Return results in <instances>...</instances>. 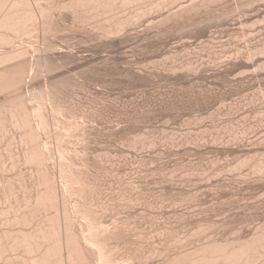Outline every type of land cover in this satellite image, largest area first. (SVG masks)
<instances>
[{"label":"bare ground","instance_id":"bare-ground-1","mask_svg":"<svg viewBox=\"0 0 264 264\" xmlns=\"http://www.w3.org/2000/svg\"><path fill=\"white\" fill-rule=\"evenodd\" d=\"M166 1V3H169V4H166V3H164ZM169 0H0V146L2 147V145H4V147L5 148H3V149H5L4 151H3V149L0 151V264H134L135 262H146V264H264V221H261L262 219L264 220V218H262L260 221H261V224L262 225H259V224H257L258 226H260L259 228L257 227V225L253 228L254 230H255V228H258L257 230H255V231H253V229H252V233L248 230V232H250V233H248L247 234V231L245 232V235L244 234H242V232H239L238 234H242V236L240 235V237L238 236V238H235V237H226V239L228 238V240H226V239H224V235H225V233L223 234L222 233V235L224 236H221L222 238H223V240L221 239V237H220V239L221 240H218V238H217V236H220L219 234L215 237V238H217V239H211V238H213V237H211L210 238V234H208V235H210L209 236V238H210V240H204V236H207L206 234V232L207 231H209V232H211V230H213L211 227H214L213 225L212 226H210L209 225V223L207 224V225H205L206 227H208V226H210L209 228H207V229H210V230H207L206 232H203V231H205V229H206V227L205 226H202L200 229H199V225H197V226H195L196 228H197V232L199 231V230H203V228H204V230L202 231V235L198 232V234H200V236H202V237H200L197 233H195V231H194V229L195 228H193V226L194 225H196V224H194L193 226H192V228H193V230H192V228L191 227H189V228H186V230H188L189 229V231H186V232H184L185 231V229H184V236L182 235L183 234V232H182V234H181V230H180V233H179V235H175V233L172 235V233L169 235V233H168V235H166V237L167 236H169L170 238H172V239H170V241L172 240L173 241V243L177 246L178 244V249H180L179 251H176V252H174L173 253V255L170 253L169 255L167 254V255H163V246L162 245H164V241H166V239L164 240L163 239V233H164V231H162V235H160V233L159 232H157L156 233V235H154L153 233H149L150 231H152V232H155L156 230L154 229V226L157 224V226L156 227H160V229H164L163 227L165 226V228H166V225H167V221H166V223H165V221H164V223L166 224H164L163 222H162V224H161V226L163 225V227H161L160 225H158V224H160V222H158L159 220L158 219H156V222L154 221V222H152V220L154 219H152V217H151V220L149 219V221H147V222H151L152 224L154 223H156L154 226H153V228H152V226H149V225H145L144 226V228L145 227H147V226H149V232L148 231H146V230H144V228H143V230L144 231H146V233L148 232V237H150L151 236V239H147V236H145V238H143L142 237V243L144 242L145 243V241L144 240H150V241H152L153 243L155 242V241H157V240H155V241H153L154 240V238H156L157 239V237H159V235L162 237V239H161V237H160V239H161V241H163V243L161 244L160 242H159V240H158V243H160V246H157L158 245V243L156 242L155 244H156V246L157 247H155L154 245L155 244H153L152 242H150V241H146V243H145V245L146 246H148V243L150 242V243H152V248L151 247H149L150 249H148V247H146L147 248V250H146V248H145V246H143L144 248L143 249H141L140 248V250L142 251H146L145 253L143 252V253H140V250H138L139 251V253H138V251H132L131 249H129V250H131V251H129L128 253H126V254H123L124 256H121V253H123V251L121 252H118L119 251V249H118V246L122 243H120V241H123V240H125L126 239V237H125V239H124V231H126L127 230V228L130 226L129 224H130V222H131V225L133 226V224H135V223H133L132 224V219L131 218H133V217H129V216H127V217H129V218H127L126 217V215H125V217H126V219L128 220V222H129V224L127 223V221H126V224H128L129 226H127V228H126V230H125V227L124 226H120L121 225V220H120V224L118 225V224H116L117 222L119 223V221H115L114 219H117L116 218V216L115 217H113L114 219H112V220H114L116 223H113L112 225H111V221H106L107 223H108V225H107V223L103 220V219H105V217L106 216H104V218H103V210H106V208H108V207H106L104 204H102V202L100 203L99 202V200L96 202V201H93L94 203H95V205L92 203V200H95L96 198L95 197H98V196H101L99 193H101V191L98 193V190H96V188H95V185L96 184H98L99 183V181H98V183H96V181L98 180V175L96 174V176L97 177H94V176H92V173L90 174V172H92V168H90V172H89V167H90V165L88 164V163H84V161L86 160H84V159H80L79 160V158H82L79 154H81V152L80 151H82V150H79V147H76V149L78 148V151L77 150H73V149H75V148H73V146H72V143L71 142H73V144H74V140L73 141H71V139L70 138H73L74 139V137H77V139L78 138H82V139H84L86 136H87V134H85V126L87 127V125H82V124H79L80 122L81 123H83L84 121H87V119L88 118H84V112H85V114L87 113L85 110V108H84V106H83V110H84V112H83V114L82 115H84V116H82L84 119V121L82 122V119H81V121L80 122H76L74 119H76V112H74L69 106L72 104V108L73 107H75V106H73L74 105V102H73V100H72V103L68 106L67 105V103H68V101H71L70 100V96H71V92L69 93V94H67V89H68V87L70 88V86H71V88H72V86H73V89H75L76 90V88H74L75 87V83H76V80H73L72 78L74 77V75L76 74V75H78V72H80V71H78L77 73H76V71H75V69H79V68H82V67H84V68H86L87 69V67H89L88 69H90V67L93 69V67L94 66H96L95 64H92L93 62L94 63H96V61H99V60H101L102 59V54H101V52H103L106 48H110L111 47V49L112 48H116L117 49V52H119V54L116 52V54H118V55H116V57L118 58L117 60H119V55H120V53H121V51L124 49V48H122L123 46L122 45H124L123 43H124V41H125V39L127 38L126 36H124V34H122L123 33V31H124V33H125V31H126V29L125 28H127V26H131V24H133L134 26L133 27H135L136 25V27H140V26H138V24L140 23H137L139 20H141V22H142V20H143V16H145V14H147V13H149L150 15H152V12L155 10V12L157 13V12H160V10H163V5H164V7H165V9L163 10V12L164 11H167V8H166V5H168V8H169V12L167 13V12H165V13H167V14H165V15H163V14H161V13H159V14H161L160 15V20L158 21V22H156V23H152L151 24V22H155V20L153 21V20H151V22H149L148 20H147V22L148 23H150L151 25H154L153 27L150 25V24H146V25H148L149 27H150V29L148 30V26H146L145 25V27H147L145 30H143V28H145V27H143V25H142V23H141V29L139 28V30H143L144 32L146 31V32H148V31H150L151 32V30H154V31H156V29H158L155 33L157 34V35H160V34H162L163 35V33H165L166 31H167V28H168V30L170 31V29L169 28H171V34H169V35H171V37L172 36H177L178 34H184V31L186 30V31H188L189 32V34H191V33H193L192 31L190 32V30H194L193 29V27L195 28V27H199V30H198V32H200V28L203 26L202 24H204V27H205V22H207L209 19H212V20H216L215 18H218L219 20L217 21H215L214 22V24L215 25H217V24H220V23H218V22H220L221 21V26H222V21L224 20V18L226 17L225 15H227V17L229 18V15L230 16H234L233 18H234V20L235 21H238L239 23H241V20L242 19H244V18H248L246 15H247V13H249L250 11H252L251 13H249V14H251V15H249L248 14V16H250V19L251 20H253L255 23H252L251 25H250V20H249V22H248V24H247V22H246V24L247 25H249V26H253L254 25V27H253V29L256 27V25H261V23H263L262 25L264 26V22L262 21V20H264V4L263 5H260L261 7H262V9L260 8L259 10H254L253 11V6H255L254 4H256V6L257 5H259V4H262L263 2H264V0H231V3L230 4H232V5H228L227 3L228 2H226V0H190V1H186V3H184L183 2V0H182V2L184 3V4H182L181 3V0L179 1V3H181V5L180 4H177L178 3V1H176V0H171L172 1V5H171V1L170 2H168ZM173 1H175L176 2V4H173ZM222 1H224V3H225V5L224 6H222L223 5V3H222ZM229 1V0H228ZM234 1V2H233ZM218 3V4H217ZM219 3H222L221 4V6L222 7H226L227 8V6L229 7L228 8V11H226V13L223 15V11L222 10H224V8H222L220 5H219ZM257 3H259V4H257ZM166 4V5H165ZM216 4V5H215ZM227 4V5H226ZM142 6L143 8H140L139 6ZM175 5H178V7H177V9H176V6ZM180 5V6H179ZM214 5V7H216L215 9H214V11L218 8V10H221L222 11V14L220 15L221 17H219V11L217 12V10H216V12H214L215 14H212V16L213 17H211V18H209V17H207L205 20V22L203 23V16L204 15H207L208 14V12H205V11H207V10H205V11H203V12H201L202 10H204L205 8L206 9H209L210 10V8H212V6ZM217 5H219L220 7H217ZM146 8H145V7ZM171 6L173 7V6H175V9H172V11H170V9H171ZM139 7V8H138ZM161 7V8H160ZM241 7H243V9L244 10H246V9H248L247 11H243V9L241 8ZM247 7V8H246ZM248 7H251L252 9L249 11V8ZM174 8V7H173ZM222 8V9H221ZM241 8V9H240ZM255 8H258V7H255ZM130 9L131 10H133V9H135L134 10V12H133V14L132 15H130L129 14V12H128V10L130 11ZM160 9V10H159ZM242 11V13L243 12H246V15L245 14H242V15H240V16H244V18H240L241 20H239L238 18L239 17H236V16H238L237 15V13H238V11L240 12V10ZM126 10H127V12H126ZM157 10V11H156ZM159 10V11H158ZM173 10H175V11H173ZM201 10V11H200ZM237 10V11H236ZM124 11H125V13H127V15L128 16H124L125 15V13H124ZM199 11H200V14H203V13H205L204 15H200L199 14ZM225 11V10H224ZM132 12V11H131ZM130 12V13H131ZM155 12H153V13H155ZM210 13H213L212 12V9L209 11ZM227 12H228V14H227ZM234 12V13H233ZM237 12V13H236ZM124 15H123V14ZM156 13H155V16L154 17H156ZM198 13V14H197ZM122 14V15H121ZM238 14H240V13H238ZM148 15V14H147ZM158 15V14H157ZM196 15L198 16L197 18H196ZM199 15H200V17L202 16V21H201V19H200V17H199ZM211 15V14H210ZM153 16V15H152ZM159 16V15H158ZM158 16H157V19H158ZM216 16V17H215ZM223 16H225V17H223ZM148 17L150 18V16L148 15ZM147 17V18H148ZM193 17V18H192ZM205 17V16H204ZM142 18V19H141ZM146 18V16H145V20L147 19ZM153 18V17H152ZM214 18V19H213ZM220 18H222V19H220ZM231 18V17H230ZM229 18V19H230ZM233 18H231V20L233 19ZM57 19H58V23H59V21L61 20V21H68V20H72V22H73V24L71 25L74 29L75 28H78V29H83V28H90L91 27V23H93V25H92V27H93V31H94V37L92 36V34H91V37L90 38H94V41H95V44L94 45H92V46H89L88 45V42L87 41H85L86 43H87V45L90 47V49H88V46H86V48L85 47H80L79 48V46L77 47L78 49H76V48H69V47H61V48H58L59 46H58V43H61L60 41V36H58V37H56V38H59V42L57 43L56 41H54V40H52L53 39V37L55 38V36H56V34L57 33H59L60 32V25L57 23ZM154 19H156V18H154ZM157 19H156V21H157ZM225 19H227V18H225ZM229 19H227L226 21H228ZM237 19V20H236ZM211 20V21H212ZM231 20L230 21H228V23L224 20V22L226 23V25L227 24H229V26H231V28H232V24H234V21H232L231 22ZM245 20V19H244ZM243 20V21H244ZM261 21V22H259V23H256V22H258V21ZM135 21H137L136 23H135ZM189 21H191L190 23H192L191 24V26H187V22H189ZM194 23H193V22ZM202 22V24H201V26H199V22ZM211 21H209V22H207V27H210V29L208 28V30H210V32L211 31H215V30H217V27H215V26H212V27H215L216 29H212L211 30V26H209L208 24L209 23H211V25L213 24V22H211ZM242 21V22H243ZM68 22H70V21H68ZM146 22V21H145ZM195 22H198L197 24H195ZM223 22V24L225 25V23ZM229 22H231V25H230V23ZM238 22H236V25L235 26H237V27H235V28H237L238 29V27H241V25L238 23ZM62 23V22H61ZM60 23V24H61ZM184 23L186 24V25H184ZM238 23V24H237ZM63 24L64 23H62V25L61 26H63ZM88 24H89V26H88ZM179 24H182V25H184L183 27L182 26H180ZM189 24V23H188ZM213 24V25H214ZM245 23L243 22V24L242 25H244ZM66 25V24H65ZM68 25H69V23H68ZM179 25V26H178ZM193 25H196V26H193ZM240 25V26H239ZM247 25H246V27L245 26H243V29L242 30H240L241 31V33H243L242 31H245L246 29V31H249V29H250V27H249V29H248V27H247ZM178 26V28L179 27H182V29L181 28H179V30H181V32L176 28ZM193 26V27H192ZM221 26H219L218 25V27H220L221 28ZM234 26V25H233ZM257 26V27H258ZM64 27H66V26H64ZM132 27V26H131ZM135 27V28H136ZM143 27V28H142ZM154 27H156V29L154 28ZM162 27H164V28H162ZM184 27H189V30H187V29H185ZM228 27V26H227ZM255 28V29H258V28ZM261 28H264V27H262V26H260ZM151 28H153V29H151ZM160 28H162V29H160ZM172 28H173V30H172ZM174 28H176V33H175V35H172V31H174L175 29ZM185 30H184V29ZM190 28H192V29H190ZM206 28V27H205ZM224 28H225V26H224ZM223 28V29H224ZM246 28V29H245ZM67 29H69L68 27H67ZM67 29H65V31L67 30ZM76 30V31H79V30ZM82 29H81V32H82ZM129 29H131L130 27H129ZM129 29H127V31H131V30H129ZM138 29V28H137ZM196 29V28H195ZM219 29V28H218ZM228 29H229V27H228ZM253 29H250V30H253ZM254 29V30H255ZM63 31H64V28L62 29ZM71 30V29H70ZM74 30V31H75ZM85 30V29H84ZM87 30V29H86ZM90 30H91V28H90ZM90 30H89V32H90ZM204 29L202 28V30L201 31H203ZM207 29H205V31L204 32H206V33H209V34H211L212 36H213V33H210L209 31H206ZM221 31H223L224 32V30H222V28L220 29ZM226 30V29H225ZM233 30H235L234 28H233ZM232 30V31H233ZM262 30V29H261ZM261 30L259 29V30H257L256 32H255V34L253 35V33L254 32H251L252 33V35H253V39H251L250 38V36H252V35H250V32H249V34H248V32L246 33V31L244 32V33H246V36H248V35H250V36H248V38L249 39H251V40H254L255 39V36L257 35L256 33H258L259 35H257V37L258 36H260V34H261ZM62 31V32H63ZM69 31V30H68ZM72 31V30H71ZM133 31H135V30H133ZM138 31V30H137ZM137 31H135L136 32V34L138 33ZM143 31H141L140 32V34L138 33V35H145L146 36V34L143 32ZM154 31H152L153 33H154ZM237 31H239V30H237ZM260 33H259V32ZM263 31H264V29H263ZM80 32V33H81ZM89 33L88 31H85V33ZM134 32V33H135ZM149 32V33H150ZM168 32V31H167ZM180 32V33H179ZM188 32H185V35H183L184 36V38L186 37L187 39H188ZM194 34H196V31L194 30ZM203 32V33H204ZM228 32V31H227ZM65 34H66V32H64ZM68 33H71V32H68ZM72 33H73V31H72ZM86 33V34H87ZM129 33V32H128ZM127 33V34H128ZM143 33V34H142ZM153 33H152V36H154L153 35ZM154 33V34H155ZM169 33V32H168ZM178 33V34H177ZM205 33V34H206ZM222 33V32H221ZM228 33H230V32H228ZM228 33H226V34H228ZM233 33H235V32H232V34ZM263 33V32H262ZM75 34V33H74ZM85 34V37L87 36ZM90 34V33H89ZM126 33H125V35H127ZM130 34V33H129ZM165 34H167V33H165ZM173 34H174V32H173ZM181 34H180V39L183 37V36H181ZM231 34V33H230ZM238 34V33H237ZM237 34H235V36L237 35ZM239 34H240V32H239ZM61 35H62V33H61ZM64 35V34H63ZM62 35V36H63ZM68 35V34H67ZM79 35V37H81L82 36V34L80 35V34H78ZM84 35V34H83ZM131 35H133L132 34V32H131ZM131 35L129 36V35H127V36H129V38H131ZM149 35V34H148ZM148 35L146 36V37H148ZM156 35V36H157ZM162 35H161V37H162ZM197 35H198V37H199V34L197 33ZM211 35H209V36H211ZM229 35V34H228ZM234 35V34H233ZM233 35H230V37L232 38V36ZM241 35H243V36H245V34H241ZM151 36V35H150ZM151 36V37H152ZM155 36V37H156ZM175 36V37H176ZM192 37L190 38V39H194V37L193 36H195V35H191ZM201 36H202V34H201ZM200 36V37H201ZM214 36H215V34H214ZM217 36H218V33H217ZM239 36V35H238ZM242 36V37H243ZM63 37H65V36H63ZM67 37V36H66ZM70 37H72L71 36V34H70ZM76 37H78V36H76ZM78 37V38H79ZM88 38H89V35L87 36ZM136 37H137V35H136ZM140 37V36H139ZM138 37V38H139ZM150 37V38H151ZM155 37H154V39H155ZM160 37V38H161ZM168 37V36H167ZM170 37V38H171ZM189 37H190V35H189ZM198 37L196 38L197 39V42H198V40H200V38L198 39ZM204 37H208V34H207V36H204ZM230 37H227V38H230ZM239 37H241V36H239ZM239 37H237L238 39H239ZM256 37V38H257ZM260 37H262V35L260 36ZM22 38H28L29 39V41H30V38H31V41H32V43L31 42H29V44L28 45H25V44H23V42H22V44H20V43H18V41H17V39H19V41H20V39H22ZM34 38H40L43 42H41L42 44L41 45H37V44H34L35 42H38L39 41V39H37V41H34V43H33V39ZM83 38V37H82ZM81 38V39H82ZM133 38V37H132ZM145 38V37H144ZM144 38H142V43H143V46L145 45V46H147V45H149L148 44V41H147V38L146 39H144ZM149 38V37H148ZM158 38H159V36H158ZM157 38V41L159 40ZM162 38H164V37H162ZM169 38V37H168ZM185 38V39H186ZM202 38V37H201ZM208 38H210V37H208ZM214 38V37H213ZM216 38H218V37H216ZM215 38V39H216ZM237 38H233L234 40L235 39H237ZM247 37H245V41H246V43L247 44H244V46H246L245 48L247 49V50H242V51H245V52H247L248 54H250L251 56L250 57H252V59L253 60H251V58L248 60V59H244V60H246V61H242L241 62V65L244 67V68H246V69H250V68H252L253 69V67H254V60H255V58L256 57H260V58H262L261 57V55L263 56V52L262 51H264V45H262V44H260V45H262V48L259 46V47H257V49L254 51V50H252L253 48H251L252 47V43L251 44H248V42H247V39H248ZM259 38V37H258ZM62 39V38H61ZM66 39H68V38H66ZM70 39V38H69ZM68 39V40H69ZM72 39H74V37H72ZM137 39V38H136ZM140 39H141V37H140ZM139 39V40H140ZM151 39H153V38H151ZM153 39V40H154ZM166 39V38H165ZM177 41H178V36H177ZM183 39V38H182ZM184 39V40H185ZM196 39H194L193 41H195ZM219 39V38H218ZM220 39H222V38H220ZM233 39H231V40H233ZM242 39V38H241ZM241 39H239V41H241ZM248 39V40H249ZM23 40V39H22ZM68 40H64L63 39V41H62V43H64L65 41H68ZM71 40V39H70ZM77 40V38L75 39V40H73V41H76ZM83 40V39H82ZM127 40V39H126ZM133 40L134 41H136L134 38H133ZM138 40V41H139ZM146 40V41H145ZM152 40V41H153ZM171 40V39H170ZM169 40V41H170ZM184 40L182 41V43L181 44H183V42H184ZM189 40V39H188ZM204 40H206L205 38H203V43H205V44H207L206 42H209V39H208V41L206 40V41H204ZM211 40V39H210ZM229 40V39H228ZM233 40V41H234ZM244 40H242V42L244 41ZM262 40L264 41V35H263V39H256V40H254L255 42H261V43H263L262 42ZM24 42L25 41H28V40H23ZM73 41H72V43H73ZM80 41V40H79ZM91 41V40H90ZM129 42H130V40H128ZM127 41V43H129ZM133 41V42H134ZM144 41V42H143ZM155 41V43H156V39L154 40ZM153 41V42H154ZM162 41V40H161ZM174 41H175V39H174ZM186 41V40H185ZM192 40H189L188 42V44H186L187 46L190 44L191 46H192V44L190 43ZM215 41V40H214ZM214 41H210V43L211 44H213V42ZM238 40L236 41V42H239ZM253 41V42H254ZM15 42H17L18 44H20V45H17V44H15ZM70 42V41H69ZM126 42V41H125ZM137 42V41H136ZM136 42H135V45H137L136 44ZM145 42H147V45L146 44H144ZM151 42V41H150ZM153 42H152V44H153ZM171 42H172V40H171ZM180 42H181V40H180ZM179 42V43H180ZM201 42V44H202V40L200 41ZM200 42H198L199 43V45H200V47H201V44H200ZM216 42V41H215ZM215 42H214V44H215ZM230 42V41H229ZM232 42V41H231ZM230 42V43H231ZM254 42V43H255ZM258 42H257V44H258ZM66 43H68V42H65V44ZM75 43V42H74ZM82 43H84V41L82 42ZM86 43H84V44H86ZM93 43V42H92ZM126 43V44H127ZM139 44H138V48H139V45H141L142 43H141V41L140 42H138ZM163 43V45H164V43L165 42H162ZM170 42H168V44H169ZM173 43V42H172ZM186 43V42H185ZM185 43L183 44V45H185ZM195 43V42H194ZM197 43V44H198ZM235 43V42H234ZM254 43H253V45H254ZM39 44V43H38ZM69 44V43H68ZM76 44V43H75ZM90 44V43H89ZM132 44V43H131ZM134 44V43H133ZM132 44V45H133ZM157 44V46H158V43H156ZM226 44V43H225ZM225 44H222L223 46H225ZM61 45V44H60ZM70 45H71V43H70ZM83 45V44H82ZM91 45V44H90ZM128 45H130V44H128ZM150 45H151V43H150ZM150 45H149V47H150ZM162 44H161V46H163ZM172 45V44H171ZM175 45H177V50H178V45L179 44H175ZM186 45H185V47H186ZM198 45V46H199ZM202 45H204V44H202ZM210 45V44H209ZM228 45H229V47L231 46L230 44H227L226 46L228 47ZM234 45V44H233ZM247 45H249V46H247ZM250 45H251V47H250ZM255 45H256V43H255ZM254 45V46H255ZM259 45V44H258ZM258 45H256V46H258ZM68 46V45H67ZM72 46H74V44L72 45ZM77 46V45H76ZM75 46V47H76ZM142 46V45H141ZM154 46V45H153ZM153 46H152V48H153ZM173 46V45H172ZM194 46V45H193ZM207 46H208V44H207ZM223 46H222V48H223ZM242 46V45H241ZM256 46H255V48H256ZM124 47H125V45H124ZM131 47V46H130ZM129 47V48H130ZM168 47H169V45H168ZM168 47H166L167 49H168ZM180 47H181V45H180ZM179 47V48H180ZM185 47H183L182 46V50H184V48ZM197 47V46H196ZM200 47H199V49H200ZM206 46H204V48H205ZM210 47H211V45H210ZM218 47V46H217ZM250 47L251 49H248V48ZM122 48V49H121ZM134 48H136V47H134V45H133V49ZM137 48V49H138ZM141 48V47H140ZM139 48V49H140ZM144 48V47H143ZM146 48V47H145ZM154 48H155V46H154ZM153 48V49H154ZM161 48V47H160ZM163 48H165V47H163ZM162 48V49H163ZM174 49H175V47H173ZM189 48L190 49H192V47H190L189 46ZM198 48V47H197ZM202 48V47H201ZM204 48H203V50H204ZM214 48H216V47H214L213 45H212V47L209 49V50H214V51H216L217 49H214ZM233 49H234V46L232 47ZM235 48H237L238 49V52L239 51H241L240 49H242V48H238V47H235ZM254 48V49H255ZM258 48H260V49H258ZM121 49V51H119V50ZM139 49H138V51H139ZM152 49V50H153ZM157 49H158V47H157ZM162 49H161V51H162ZM169 49H171V48H169ZM194 49V48H193ZM192 49V50H193ZM198 49V51H201L202 49H200L199 50ZM206 49H208L207 47H206ZM219 49H221V48H219ZM227 50H228V48H226ZM225 48L224 49H221L222 50V52H223V50L225 51L226 50ZM237 49H235V51H237ZM244 49V48H243ZM108 50V49H107ZM129 50V49H128ZM127 49H126V51L125 52H127L128 51ZM132 50V47H131V49H130V51ZM146 50H147V48H146ZM150 50V49H149ZM149 50H148V52H149ZM156 50V48L153 50V52ZM165 50V49H164ZM163 50V51H164ZM176 50V51H177ZM187 50V49H186ZM185 50V51H186ZM196 50V49H195ZM202 50V51H203ZM211 50V51H212ZM226 50V51H227ZM230 50L232 51V49L230 48ZM229 50V51H230ZM248 50L250 51V50H252L253 51V53L254 52H256L257 50H258V52H261L260 54H258L257 55V53H256V57H255V54H254V56H253V54H252V51H250V52H248ZM261 50V51H260ZM88 51H90L91 53L93 52V54L94 55H92V56H89V55H85L84 53L85 52H88ZM116 51V50H115ZM136 50H134V52H135ZM138 51H136V52H138ZM141 51V50H140ZM169 51V50H168ZM175 51V52H176ZM180 51H181V48H180ZM180 51H178L179 53H180ZM184 51V53L186 54L187 52H188V55H190L189 54V49H188V51L187 52H185ZM201 51V52H202ZM205 51H207V50H205ZM210 51V52H211ZM213 51V52H214ZM234 51V50H233ZM241 51V53H238V52H236L237 54H238V56L239 57H241L240 59H243L244 58V56H243V58H242V55H245V54H242V53H245V52H242ZM90 52L88 53V54H90ZM106 52V51H105ZM110 52H111V50H110ZM133 52V51H132ZM144 52V51H143ZM167 52V50L165 51V53ZM171 52H172V49H171ZM170 52V53H171ZM174 52V50H173V54L175 53ZM183 51H181V56H180V54H177V55H179L180 56V58H184L183 57V55L182 54H184V53H182ZM193 52V51H192ZM196 52V51H195ZM210 52L208 53L209 55H210ZM217 52V51H216ZM216 52H214L213 53V55L214 54H216ZM108 53V52H107ZM128 53V52H127ZM130 53V52H129ZM129 53L127 54V55H125L124 57H128V55H129ZM146 53V52H145ZM152 53V52H151ZM156 53H157V51H156ZM159 53V52H158ZM162 54H161V56H163V54L165 55V53H163V52H161ZM168 54H169V52H167ZM199 53V52H198ZM204 53V52H203ZM212 53V52H211ZM224 53V52H223ZM222 53V54H223ZM226 53V52H225ZM224 53V54H225ZM235 53V52H234ZM234 53H231L230 55H228V56H232V54H234ZM87 54V53H86ZM110 54H113V53H110ZM136 54H138V53H136ZM150 54V53H149ZM153 54V53H152ZM151 54V55H152ZM172 54V53H171ZM171 54H170V56L168 55V57H171ZM172 54V55H173ZM184 54V56H187L188 57V55H185ZM220 54V52L218 53V55ZM226 54H228V52L226 53ZM237 54H235L236 56H237ZM240 54H242V55H240ZM247 54V55H248ZM106 55V54H105ZM114 55V56H113ZM113 55H111V56H113L112 58V60L113 61H116V59L114 60V57H115V52H114V54ZM131 55V54H130ZM142 55H144L143 53H142ZM154 55V54H153ZM156 55V54H155ZM158 55V54H157ZM160 55V54H159ZM176 55V54H175ZM175 55H174V57H175ZM217 55V54H216ZM215 55V57L214 58H216V59H219L218 58V56H216ZM221 55V54H220ZM260 55V56H259ZM104 56V55H103ZM108 56H110V55H108ZM107 56V58H109L110 59V57H108ZM121 56H122V54H121ZM138 56V55H137ZM136 55L134 56V57H137ZM140 56H141V54H140ZM178 56V57H179ZM211 56H212V54H211ZM222 56H224V55H222ZM246 56V55H245ZM106 57V56H105ZM123 57V58H124ZM146 57V56H145ZM145 57H143V59L145 58ZM148 57V56H147ZM147 57L145 58V59H147ZM154 57V56H153ZM157 57V56H156ZM173 57V56H172ZM177 57V58H178ZM210 57V56H209ZM220 57V56H219ZM234 57V56H233ZM249 57V56H248ZM264 57V56H263ZM122 58V57H121ZM121 59L122 61H124V59ZM131 58L132 59H130V60H132V63H134L135 64V62H137V61H134L133 62V57L131 56ZM151 58H152V56H151ZM158 58V59H157ZM157 58H154V59H156L155 61H159V58H160V60H161V58L162 57H157ZM165 58V57H164ZM164 58H162V60L164 59ZM186 58V57H185ZM211 58V57H210ZM214 58H212V59H214ZM226 58V57H225ZM229 59L230 58H232V57H228ZM234 58H237V57H234ZM234 58H232V59H234ZM104 59V61H105V58H103ZM102 59V60H103ZM108 59V60H109ZM137 59V58H136ZM140 59V58H139ZM142 59V60H143ZM154 59L152 58V60L154 61ZM173 59V58H172ZM179 59V58H178ZM224 59V58H223ZM229 59L227 60V61H229ZM238 59V58H237ZM237 59H234V60H236L237 61ZM107 60V59H106ZM107 60V61H108ZM111 60V61H112ZM127 60H129V59H126V61ZM135 60V59H134ZM138 60V59H137ZM142 60H139V61H142ZM148 60V59H147ZM146 60V63L148 62ZM161 60V61H162ZM165 60H167V57H166V59H164V61ZM168 60H171L170 58H168ZM174 60V59H173ZM177 60V59H176ZM186 60V59H185ZM104 61H102L103 63H105ZM106 61V63H108ZM110 61V62H111ZM121 61V62H122ZM154 61V62H155ZM161 61H159V62H161ZM164 61H162V62H164ZM181 61H182V64H181ZM181 61L179 60V63L181 64H179L178 62V65H180L181 67H182V65H183V60L181 59ZM256 61H259V60H256ZM255 61V62H256ZM118 61H116V63H117ZM120 62V63H121ZM131 62V61H130ZM158 62V63H159ZM172 62V61H171ZM171 62H167L168 63V65H170V63ZM176 61L174 60V62H173V64L175 63ZM190 62H191V60H190ZM193 62H194V60H193ZM193 62H191V67H192V63ZM195 62H197L196 60H195ZM215 62V61H214ZM231 62V61H230ZM239 62V61H238ZM237 62V63H238ZM260 63H261V60L259 61ZM263 62V61H262ZM101 62H99V64H100ZM112 63H114V62H112ZM140 63H143V62H140ZM149 63H151V61H149ZM157 63V65H159ZM166 62H165V64H167ZM185 63V62H184ZM187 63L189 64V60L187 61ZM187 63H185V66L183 65V67H182V69H181V67L180 66H177V68H176V65L174 64H172L171 63V66H172V69H173V66H174V69L176 70L177 69V72H180L181 71V74H183V73H188L189 72V70L188 71H186V72H183L182 70H186L187 68H189L190 69V72L188 73V74H183V75H185V76H183V75H181V74H177V72L175 73V70H172V75H170L169 76V74L171 73H168V76L169 77H171V76H173V74L174 75H179L180 76V78H182V80L184 79V83H188L189 81L191 82V80H189L188 82H186V80L188 79H186L185 80V78L186 77H189L190 76V73L191 72H195V73H197L196 75H195V77H193V78H196V76L197 77H199V78H196L197 80H199V79H201L200 78V76H201V74H202V72L201 73H199V71L197 70V69H202L203 68V66H202V68H198V67H196L197 69V71H193L194 70V68L191 70V67H189L188 65H186ZM233 63H236L235 61L233 62ZM260 63H258V67L259 66H261L262 68H263V65H259ZM92 64V66H90ZM96 64H98V63H96ZM102 64V63H101ZM101 64L99 65V66H101ZM119 64V63H118ZM121 64H123V63H121ZM155 64V66H157L156 65V62L154 63ZM257 64V63H256ZM255 64V65H256ZM69 65H70V67L72 68L73 67V69H74V72H75V74H74V72L72 73V74H70L71 76L73 75V77L71 78V76H70V78L72 79H70V78H68L69 80H71V82L72 81H75V83L73 84V85H70L69 86V84H71V82L70 81H67L68 79H66V77H68V75L66 74V73H54V72H58V70H59V72H61V71H63V70H65V67H67L68 66V68H69ZM110 65V64H109ZM120 65V64H119ZM119 65H117V66H119ZM130 65V64H129ZM133 65V64H132ZM137 65H139V64H137ZM141 65V64H140ZM144 65H146L145 67H147V68H149L150 66H151V68H153L154 70L157 68V67H152V65H153V62H152V65L150 64L149 66H147L148 65V63L147 64H143V66ZM163 63H162V67H163ZM193 65L194 66H197L198 64H194L193 63ZM202 65V64H201ZM231 65V64H230ZM235 65V64H234ZM237 65H240V64H236V66ZM113 65H111V67H112ZM142 66V65H141ZM142 66V67H143ZM154 66V65H153ZM193 66V67H194ZM225 66H227V65H225ZM232 66H233V64H232ZM231 66V67H232ZM236 66H234V67H236ZM242 66L241 67H239V66H237V68L239 69H241L242 68ZM253 66V67H252ZM102 67H104V66H102ZM109 67V66H108ZM121 67H123L122 69H125L124 67H126V65L124 66H121ZM132 67H137V70H139V69H141L140 68V66H136V64H135V66H132ZM131 67V68H132ZM138 67H139V69H138ZM159 67V66H158ZM162 67H160L161 68V70H163V68ZM166 67V66H165ZM169 67V66H168ZM179 67V68H178ZM185 67H187L186 69H185ZM230 67V69H233V68H231ZM62 68H64L63 70H61L60 71V69H62ZM83 68V69H84ZM95 68V67H94ZM107 68V67H106ZM105 68V69H106ZM114 68L115 67H113V70H114ZM119 68V70H120V67H118ZM117 67H116V69H118ZM129 69H131L130 67H128ZM127 68V69H128ZM147 68H145L144 69V67H143V69L145 70L144 72H146V74L148 73H152L153 71H150V69H147ZM160 68H157V71L156 72H159L158 71V69H160ZM226 68V67H225ZM228 68V67H227ZM244 68H243V70H244ZM255 68V71H259V69H257L256 70V68H257V66L256 67H254ZM70 69V68H69ZM85 69V70H86ZM96 69H98V68H96ZM101 69V68H100ZM108 69V68H107ZM110 69V68H109ZM108 69V70H109ZM127 69H126V71H127ZM136 69V68H135ZM142 69V70H143ZM179 69V70H178ZM181 69V70H180ZM236 69V68H235ZM237 69V70H238ZM246 69L244 70V72L243 73H245V74H248L249 73V71H253V70H247V72H246ZM80 70V69H79ZM85 70H84V72H85ZM101 70H103V69H101ZM100 70V71H101ZM132 70H134V69H132ZM132 70H128L129 72H131ZM137 70H134L133 72H135V71H137ZM147 70H149L150 72H147ZM161 70H160V73L161 74H163L164 73V71H162L161 72ZM168 70V69H167ZM225 70V69H224ZM242 70V71H243ZM264 70V69H263ZM263 70H261L262 71V73H263ZM81 71H83V70H81ZM86 71H88V70H86ZM117 71L118 70H116L115 71V73H117ZM166 71V70H165ZM169 71H171V67H170V70H168V72ZM205 71V70H204ZM213 71V70H212ZM215 71H216V69H215ZM217 71H219V69L217 70ZM229 71V70H228ZM234 71H236V70H234ZM239 71H241V70H239ZM254 71V72H255ZM257 71V73H261V71H259L258 72ZM89 72H91V71H89ZM93 72H94V70H93ZM102 72V71H101ZM104 72V71H103ZM122 72V71H121ZM133 72H131L132 74V76H134L133 75ZM138 72V71H137ZM140 72V73H139ZM138 73V75H142L143 76V74H145V73H143L142 71H139ZM183 72V73H182ZM208 72V71H207ZM221 72H226V70L225 71H223V70H221ZM221 72L219 71V75L221 74ZM254 72H250L251 74H253L252 76L250 75V73L248 74L249 76L248 77H252V78H255V77H253L254 76ZM54 73V75L56 74V76H50L51 74H53ZM68 73V72H67ZM86 73V72H85ZM84 73V74H85ZM100 73V72H99ZM106 73V72H105ZM113 73V72H112ZM111 73V74H112ZM124 72H122V74H123ZM136 73V72H135ZM134 73V74H135ZM143 73V74H142ZM192 73V74H193ZM228 73V72H227ZM232 73V72H231ZM58 74H60V75H58ZM65 74L66 76H63V75ZM80 74V73H79ZM88 73H86L85 75H83V76H79L78 75V77H79V79L81 78V79H85V76L87 75ZM93 74H95V73H93ZM125 74H127V72L125 73ZM125 74H123L122 76H124ZM129 74V73H128ZM148 74H147V76H148ZM149 74V75H150ZM155 74V72H153L152 73V75H154ZM191 74V75H192ZM200 74V75H199ZM209 74V73H208ZM212 74H215V73H212ZM233 74V73H232ZM80 75H82V74H80ZM89 75V74H88ZM88 75H87V82H88V80H91V83L93 82L92 80V77H90V75H89V77H90V79L88 78ZM156 75H158V73H156ZM166 73L164 74V75H159V77H161V79L160 80H163L162 79V77L164 78V79H168L166 76ZM194 75H192V76H194ZM207 75V74H206ZM210 75L211 74H209L208 76H209V79H210ZM216 75V74H215ZM219 75H216V77L218 76L219 78H220V76ZM227 75V74H226ZM256 75V74H255ZM264 75V74H263ZM50 76V77H49ZM117 76V75H116ZM115 76V77H116ZM126 76V75H125ZM141 76V77H142ZM145 76V75H144ZM165 76V77H164ZM212 76V75H211ZM224 76V75H223ZM223 76H222V78L221 79H223ZM247 76V75H246ZM246 76H244V77H246ZM257 76V75H256ZM261 76H262V74H261ZM260 76V77H261ZM76 77V76H75ZM74 77V78H75ZM95 77V76H94ZM107 77H109V75L107 76ZM114 77V78H115ZM126 77H129L128 75L126 76ZM135 77H140V76H135ZM141 77L139 78L140 80H141ZM150 77V76H149ZM149 77H148V79H149ZM153 77V76H152ZM178 77V76H177ZM191 77V76H190ZM204 74H203V79H204ZM215 77V78H216ZM225 77V76H224ZM228 77V76H227ZM226 77V78H227ZM258 77V76H257ZM31 78V81H29L28 82V80ZM32 78H33V80L34 79H37V80H34V81H32ZM77 78V77H76ZM106 78V77H105ZM104 78V81H103V79L100 77L99 79L101 80V81H103V82H106L104 85H107V80ZM113 78V79H114ZM122 78V77H121ZM157 78V77H156ZM171 78H174V76L173 77H171ZM179 78V77H178ZM179 78V79H180ZM206 79H207V77H205ZM247 78V77H246ZM28 79V80H27ZM38 79H40L41 81L38 83V86L36 85L35 87H34V91L33 92H31L30 93V90H33V89H31V87H30V90H28L29 91V95H26L27 93V90L26 91H24L27 87H26V84H27V82H28V85L29 84H31V82L33 83L34 82V84L36 83L35 81H37L38 82ZM79 79H77V82L79 81ZM96 79V78H95ZM94 79V80H95ZM109 79V78H108ZM120 79V78H119ZM128 79V78H127ZM131 79V80H130ZM130 81H126L125 80V82H124V80L122 81H119V80H117V78H116V80L117 81H119V83H121V82H124V84L123 83H121V84H123L124 86L127 84V83H131V82H133V80H134V78H133V80H132V77H130ZM138 78H136V80H137ZM138 79V81H140ZM144 78H142V80H143ZM146 79V78H145ZM153 79H155V78H153ZM153 79H151V80H153ZM195 79V83H198V81ZM202 79V80H203ZM208 79V80H209ZM213 79V78H212ZM225 79V78H224ZM227 79H229V78H227ZM256 79H258V78H256ZM111 80V79H110ZM109 80V81H110ZM158 81H159V78L157 79ZM169 80V81H168ZM167 80V82H169V83H167V84H169V85H171L170 84V79H168ZM176 80H177V78H176ZM182 80H177L178 81V83H180ZM207 80V81H208ZM216 80H217V78H216ZM226 80V79H225ZM239 80V79H238ZM237 80V81H238ZM250 80V79H249ZM136 82L137 84L139 83V82ZM145 81V83H147L146 81H147V79L146 80H144ZM154 81V80H153ZM152 81V82H153ZM158 81H154V82H157L156 84H159L158 83ZM172 81H173V79H172ZM177 81H176V83H177ZM193 79H192V83H193ZM227 81V80H226ZM235 81V80H234ZM233 81V82H234ZM252 81V80H251ZM83 82V81H82ZM85 82H86V80H85ZM111 82H114V80L113 81H110V83ZM150 79H149V81H148V83L147 84H149L148 86H150L151 84H152V82H150ZM161 82V81H160ZM165 81L163 80V82H161V84L162 83H164ZM174 82V81H173ZM172 82V83H173ZM190 82H189V84H190ZM203 82V81H202ZM73 83V82H72ZM95 83V82H94ZM98 83V81L96 82V84ZM100 83H102V82H100ZM99 83V84H100ZM126 83V84H125ZM135 83V82H134ZM140 83H141V81H140ZM139 83V84H140ZM145 83H143L144 85H145ZM178 83H177V85H175V82H174V85L177 87V88H179V86L180 87H182V86H184L185 85V87H187L186 85H188V84H183V82H182V86L181 85H179L178 86ZM207 83V82H206ZM212 83V82H211ZM210 83V84H211ZM37 84V83H36ZM89 84H90V81H89ZM95 84V85H96ZM98 84V86H100V87H105V86H101V85H99ZM109 84V83H108ZM113 84V83H112ZM132 84V83H131ZM138 84V86H140ZM161 84H159V85H161ZM165 84V83H164ZM181 84V83H180ZM33 84H31L30 86H32ZM130 85V84H129ZM133 85H135V84H133ZM194 85H197V84H193V86ZM201 85V84H200ZM205 85V84H204ZM209 85V84H208ZM34 86V85H33ZM77 86V85H76ZM85 86V85H84ZM86 86H87V84H86ZM94 86V85H93ZM127 86H128V84H127ZM132 86V85H131ZM136 86V85H135ZM135 86H133V87H135ZM137 86V87H138ZM147 86V85H146ZM146 86H144V87H146ZM166 86V84L163 86V88ZM190 86H191V84H190ZM192 86V87H193ZM198 86V85H197ZM211 86V85H210ZM219 86V85H218ZM89 87V86H88ZM132 87V88H133ZM141 87H142V85H141ZM175 87V88H176ZM195 87V86H194ZM33 88V87H32ZM79 87H77V90H78V92L80 91V89H78ZM90 88H92V86H91V84H90ZM95 88V87H94ZM94 88H92V89H94ZM110 88V87H109ZM111 88H112V86H111ZM121 88V87H120ZM124 88H126V87H124ZM129 88H130V86H129ZM131 88V89H132ZM143 88V87H142ZM162 88V87H161ZM162 88V89H163ZM167 88H169V87H167ZM188 88V87H187ZM200 88V87H199ZM202 88V87H201ZM29 89V88H28ZM81 89H83V86L81 87ZM115 89H116V87H115ZM130 89V90H131ZM138 89H139V87H138ZM148 89V88H147ZM156 89V88H155ZM182 89V88H181ZM209 89V88H208ZM69 90V89H68ZM72 90V89H71ZM87 90H91V89H86V91ZM113 90H114V88H113ZM112 90V91H113ZM117 90H118V88H117ZM121 90V89H120ZM119 90V91H120ZM142 90V89H141ZM150 90V89H149ZM148 90V91H149ZM154 90V89H153ZM94 91V90H93ZM97 91V90H96ZM134 91H135V89H134ZM139 91V90H138ZM190 91V90H189ZM207 91V90H206ZM74 92V91H73ZM147 92V91H146ZM193 92V91H192ZM24 93H26V94H24ZM81 93H82V91H81ZM90 93V92H89ZM88 93V94H89ZM98 93H99V91H98ZM102 93V92H101ZM105 93V92H104ZM120 93V92H119ZM128 93V92H127ZM129 93H131V92H129ZM149 93V92H148ZM163 93H165V92H163ZM197 93H199V92H197ZM77 94H79V93H77ZM77 94H75L76 96H77ZM83 94H84V92H83ZM86 94V93H85ZM88 94H87V96H88ZM103 94V93H102ZM111 94V93H110ZM118 94V93H117ZM144 94H146L145 92H144ZM166 94V93H165ZM80 95V94H79ZM79 95L77 96L78 98H79ZM91 95V94H90ZM93 95V94H92ZM97 95V94H96ZM114 95V94H113ZM113 95H111V97L113 96ZM141 95H142V93H141ZM149 95V97H147L148 99H150L151 97H150V94H148ZM147 95V96H148ZM201 95V94H200ZM206 95V94H205ZM73 96V95H72ZM81 96H83V95H81ZM80 96V97H81ZM85 96V95H84ZM99 96H101V95H99ZM98 96V97H99ZM103 96H106V94H103ZM102 96V99L101 100H104L103 98H105V97H103ZM115 96H117V95H115ZM123 96V95H122ZM125 96H126V94H125ZM129 96V95H128ZM127 96V97H128ZM155 96H157V95H155ZM198 96H199V94H198ZM89 97V96H88ZM92 97V96H91ZM90 97V98H91ZM107 97H108V95H107ZM106 97V98H107ZM110 97V96H109ZM109 97H108V100H109ZM121 97V96H120ZM145 97V96H144ZM154 97V96H153ZM188 97V96H187ZM205 97V96H204ZM155 98V97H154ZM161 98V97H160ZM171 98H172V96H171ZM185 98V97H184ZM74 99V98H73ZM82 99V98H81ZM80 99V100H81ZM83 99H85V98H83ZM95 99V95H94V98L92 99V101ZM99 99V98H98ZM112 99V98H111ZM117 99V98H116ZM121 99V98H120ZM76 100V99H75ZM96 100V99H95ZM100 100V102H101V104L103 103L102 101ZM107 100V101H108ZM113 100V99H112ZM112 100H109L110 102L112 101ZM115 100V99H114ZM113 100V101H114ZM119 100V99H118ZM142 100V99H141ZM163 100V99H162ZM169 100V99H168ZM202 100V99H201ZM90 101V100H89ZM89 101H87V102H89ZM107 101H106V103H107ZM113 101H112V104H110V106L111 105H114V103L115 102H117V100L116 101H114V103H113ZM144 101H146V99L144 100ZM155 101V100H154ZM159 101V100H158ZM164 101V100H163ZM173 101V100H172ZM217 101H219V100H217ZM251 101V100H250ZM78 102H79V100H78ZM81 102V101H80ZM84 102V101H83ZM87 102H84V103H87ZM99 102V101H98ZM143 102V101H142ZM162 102V101H161ZM160 102V103H161ZM169 102V101H168ZM201 102V101H200ZM220 102V101H219ZM75 103H76V101H75ZM94 103V102H93ZM93 103H92V105H93ZM119 103V102H118ZM146 103V102H145ZM149 103V102H148ZM204 103V102H203ZM88 104H90V102L88 103ZM87 104V105H88ZM97 104V103H96ZM100 104V103H99ZM100 104V105H101ZM115 104H117V103H115ZM121 104H122V102H121ZM152 104V103H151ZM158 104V103H157ZM84 105V104H83ZM95 105V104H94ZM93 105V106H94ZM127 105H128V103H127ZM136 105V104H135ZM139 105V104H138ZM137 105V106H138ZM142 105V104H141ZM146 105H147V103H146ZM145 105V106H146ZM150 105V104H149ZM91 106V105H90ZM89 105H88V107H90ZM109 106V107H110ZM116 106V105H115ZM115 106H113V107H115ZM118 106V105H117ZM122 107H123V105H121ZM132 106H134V105H132ZM132 106H131V108H132ZM203 106V105H202ZM80 107V106H79ZM82 107V106H81ZM87 107V106H86ZM106 107V106H105ZM119 107V106H118ZM117 107V108H118ZM135 107V106H134ZM147 107V106H146ZM150 106H148V108H149ZM153 107H155V106H153ZM98 109H99V107H97ZM96 108V109H97ZM103 108V107H102ZM101 108V109H102ZM110 108H112V106L110 107ZM116 108V107H115ZM130 108V109H131ZM140 108V107H139ZM142 109L143 108H145L144 106L143 107H141ZM147 108V109H148ZM152 108V107H151ZM151 108H149L150 109V111L152 110ZM157 107H155V109H156ZM94 109V108H93ZM96 109H94V111L96 110ZM103 109H105V108H103ZM119 109H121V108H119ZM129 109V108H128ZM130 109H129V111H130ZM133 109V108H132ZM146 108H145V110H147ZM202 109H204V107L202 108ZM205 109H207V108H205ZM76 110V109H75ZM125 111H126V109H124ZM140 111H141V109H139ZM144 110V109H143ZM80 111H82V110H80ZM89 111L90 110H88V113H89ZM92 111V110H91ZM98 111V110H97ZM101 111V110H100ZM99 111V112H100ZM121 111V110H120ZM134 111H136V110H134ZM148 111V112H147ZM146 112H145V114H148L149 113V110H147ZM153 111V110H152ZM151 111V113L152 114H154L153 112ZM170 111V110H169ZM79 112V111H78ZM77 112V113H78ZM96 112V111H95ZM110 112V111H109ZM118 112V111H117ZM128 112V111H127ZM131 112V111H130ZM133 112V111H132ZM138 112V111H137ZM201 112V111H200ZM206 112V111H205ZM88 113H87V116H88ZM106 113V112H105ZM112 113V112H111ZM114 113V112H113ZM123 113H126V112H124L123 111ZM134 113V112H133ZM141 113H142V111H141ZM169 113V112H168ZM171 113V112H170ZM90 114H91V112H90ZM97 114H98V112H97ZM117 114V113H116ZM144 114V113H143ZM142 114V115H143ZM144 114V115H145ZM151 114V115H152ZM163 114V113H162ZM173 114V113H172ZM171 114V115H172ZM205 114V113H204ZM81 114H79L78 116H80ZM93 115L95 116V114L93 113ZM105 115H108V113L107 114H105ZM118 115H119V113H118ZM127 115H129V114H127ZM135 114H133L132 116H134ZM161 115V114H160ZM165 115H166V113H165ZM170 115V114H169ZM77 116V117H78ZM93 116V117H94ZM108 116H110V115H108ZM112 116V115H111ZM110 116V117H111ZM114 116V115H113ZM119 116H121V115H119ZM122 116H125V115H122ZM136 116H137V114H136ZM139 116V115H138ZM149 115H147V117H148ZM154 116V115H153ZM159 116V115H158ZM162 116V115H161ZM201 116H203V115H201ZM81 117V116H80ZM92 117V116H91ZM92 117V118H93ZM109 117V118H110ZM116 117V116H115ZM144 117V119H141V121L142 120H146V118H145V116H143ZM152 117V116H151ZM104 118V117H103ZM131 118V117H130ZM129 118V119H130ZM133 118V117H132ZM139 118V117H138ZM149 118H150V116H149ZM160 118V117H159ZM199 118V117H198ZM97 119H99V118H97ZM105 119H107V118H105ZM115 119V118H114ZM119 119V118H118ZM134 120H135V118H133ZM90 120H92L91 118H90ZM93 120H94V118H93ZM96 120V119H95ZM127 120H128V118H127ZM127 120H125V121H127ZM131 120V119H130ZM148 120V119H147ZM150 120V119H149ZM148 120V121H149ZM154 120V119H153ZM156 120V119H155ZM195 120V119H194ZM111 121H113V120H111ZM116 121V120H115ZM122 121V120H121ZM136 121V120H135ZM138 121V120H137ZM139 121H140V118H139ZM140 121V122H141ZM151 121H152V119H151ZM196 121H198V119H196ZM229 121V120H228ZM232 121V120H231ZM96 121H94V123H95ZM102 122V121H101ZM129 122H131V121H129ZM155 121H153V123H154ZM195 122V121H194ZM85 123V122H84ZM88 123V122H87ZM107 124L108 122H104V124ZM116 123H118V122H116ZM115 123V124H116ZM120 123H122V122H120ZM142 123H143V121H142ZM149 123V122H148ZM153 123H151V124H153ZM97 124H99V123H97ZM97 124H96V126H94V128L96 127L97 128ZM110 124V125H109ZM108 125H109V127L111 126V122L109 123ZM115 124H113V126L115 125ZM134 123H132V125H133ZM137 124H138V122H137ZM137 124H135L136 126H137ZM150 124V123H149ZM225 124H226V122H225ZM228 124V123H227ZM226 124V126H229V124L227 125ZM232 124V123H231ZM230 124V125H231ZM92 126V125H94V124H90L89 123V126ZM100 126H101V123L99 124ZM103 125V124H102ZM124 125H125V123H124ZM128 126H129V124H127ZM131 125V124H130ZM131 125V126H132ZM135 125H134V127H135ZM141 125V124H140ZM147 125V124H146ZM90 126V127H91ZM121 126H123V125H121ZM120 126V127H121ZM130 126V127H131ZM143 126V125H142ZM205 126V125H204ZM207 126V125H206ZM224 126V125H223ZM89 127V128H90ZM103 127V126H102ZM101 127V128H102ZM105 127V126H104ZM115 127V126H114ZM117 127H119V124H118V126ZM116 127V128H117ZM146 127V126H145ZM144 127V128H145ZM150 128H151V126H149ZM153 127V126H152ZM203 127V126H202ZM214 128H216L215 126H213ZM220 127V126H219ZM231 126H229V129H231L230 128ZM88 128V127H87ZM87 128H86V130H87ZM92 128V127H91ZM90 128V129H91ZM93 128V129H94ZM95 128V129H96ZM100 128V127H99ZM113 128V127H112ZM126 128V127H125ZM147 128V127H146ZM149 128V129H150ZM220 128H222V127H220ZM90 129H88V130H90ZM105 129V130H104ZM108 130V126H107V128L105 127V128H103V130H102V133L104 132V131H106V133H107V130ZM119 129V128H118ZM122 129V128H121ZM124 129V128H123ZM122 129V130H123ZM139 129V127L137 128V130ZM153 129V128H152ZM155 129H156V127H155ZM154 129V130H155ZM161 129V128H160ZM206 129V128H205ZM212 129V128H211ZM229 129H227V127H226V131L227 130H229ZM242 129V128H241ZM245 129V128H244ZM98 130V129H97ZM110 130H116L117 131V129H110ZM110 130H108V132L110 131ZM135 130L136 129H134V132H135ZM142 130V129H141ZM141 130L139 131L140 133H142L141 132ZM145 130V129H144ZM143 130V131H144ZM167 130V129H166ZM202 130H204V128L202 129ZM207 130L208 129H206L204 132L206 133L207 132ZM223 130H224V128H223ZM233 130V129H232ZM243 130V129H242ZM247 130V129H246ZM95 131V133L96 132H98V131H96V130H94ZM113 131H110L111 133L113 132ZM121 131V130H120ZM125 131H126V129H125ZM130 132H131V130H129ZM133 131V130H132ZM138 131H136V132H138ZM146 131H147V129H146ZM157 131V130H156ZM163 131V130H162ZM169 131H171V130H169ZM197 131V130H196ZM209 131V130H208ZM212 130H210L209 131V138H210V135L212 134V132H211ZM213 131H215L214 129H213ZM245 131V130H244ZM244 131H241L240 130V132H243L244 133ZM248 131H251V129L249 128V130ZM110 132H109V134H110ZM123 132V131H122ZM122 132H120V134L118 133V132H115V133H118L119 135H122L121 133ZM135 132V133H136ZM166 131L164 130V133H165ZM189 131H187V133H188ZM201 132V131H200ZM215 132H217L216 134L217 135H219L220 134V132L222 133V131H220V132H218V130L217 131H215ZM233 132V131H232ZM232 132H230V133H232ZM238 133H240L239 131H237ZM90 133V132H89ZM98 133H100V132H98ZM97 133V134H98ZM134 133V134H135ZM147 133V132H146ZM161 133V132H160ZM162 134L161 133V135H165V134ZM175 134H176V132H174ZM191 132H189V134H190ZM195 133V132H194ZM197 133V132H196ZM204 133V134H205ZM223 133H224V131H223ZM96 134V135H97ZM113 134H114V132H113ZM112 134V135H113ZM126 134V133H125ZM132 133H130V135H131ZM137 134V133H136ZM139 134V133H138ZM138 134L136 135L137 136V138H136V136L134 137V135L132 134V138L134 137L136 140H138V137H140V135L138 136ZM143 134V133H142ZM144 134H145V131H144ZM148 134V133H147ZM202 134V133H201ZM204 134H202V136L204 135ZM213 134H215V133H213ZM214 135V136H216L217 137V135ZM237 134V133H236ZM235 134V135H236ZM241 134V133H240ZM245 134V133H244ZM244 134H241V135H243L244 136ZM94 135V134H93ZM96 135H94V136H96ZM102 135V134H101ZM111 135V134H110ZM127 135H128V133H127ZM127 135H125V137H127ZM150 135H152V137L151 138H154V136H153V133L152 134H150ZM157 135V134H156ZM156 135H155V137H156ZM167 135H169L168 134V132H167ZM178 135V134H177ZM179 135H181V134H179ZM186 135V134H185ZM206 135V137H207V134H205ZM229 135V134H228ZM233 135H234V133H233ZM233 136V137H231V139H234V140H236V136ZM241 135H237V136H241ZM247 135V134H246ZM250 135V134H249ZM255 135H257V134H255ZM254 135V136H255ZM90 136V135H89ZM104 136V135H103ZM107 136V135H106ZM116 136H118V135H116ZM129 136V135H128ZM143 136V135H142ZM149 136V135H148ZM148 136H146V137H142V138H139V140L142 142V143H149L150 142V140H151V142H153V140L152 139H148ZM171 136V135H170ZM170 136L168 137L169 139H170ZM182 136V135H181ZM180 136V138H182ZM193 136V135H192ZM196 136V135H195ZM199 136V135H198ZM213 136V135H212ZM220 136L221 137H218L219 139L220 138H222V135L220 134ZM227 136V135H226ZM243 136H241V137H237L238 139H240V140H242V141H240V144L242 143V142H244L245 140H247L248 138L246 137V139L244 140V139H241V138H245V137H243ZM253 136V135H252ZM251 136V137H252ZM101 137V136H100ZM122 137V136H121ZM130 137V136H129ZM149 137V138H150ZM159 137V136H158ZM165 137V136H164ZM172 137H173V133H172ZM188 137V136H187ZM189 137H190V135H189ZM200 138H202L201 136H199ZM224 137V136H223ZM230 137V136H229ZM250 137V136H249ZM258 137V136H257ZM256 137V138H257ZM260 137V136H259ZM259 137H258V143H257V145L260 143V142H262V138L259 140ZM81 138H80V141H81ZM92 138V137H91ZM97 139H98V137H96ZM106 138V137H105ZM104 138V139H105ZM111 139L113 138V137H110ZM120 138V137H119ZM145 138H147V139H145ZM173 138H175V135H174V137ZM173 138H171V139H173ZM176 138H177V136H176ZM197 138V137H196ZM205 138V137H204ZM204 138H202L201 139V142H203L202 144H204L205 142H207V139H205V141H204ZM208 138V137H207ZM208 138V139H209ZM211 138H213V137H211ZM211 138L209 139V141H210V143L212 144V142L214 141L213 139L215 138H213L212 139V142H211ZM226 138V137H225ZM253 138V137H252ZM255 138V137H254ZM77 139H75V140H77ZM88 140L90 139V138H87ZM94 139V140H93ZM92 140V143L94 142H96L95 141V138H93ZM96 139V140H97ZM100 139V138H99ZM98 139V140H99ZM103 139V138H102ZM107 139H109L108 137L103 141V142H107V144H108V141H107ZM114 139V138H113ZM125 139V138H124ZM124 139L121 141L120 139H119V141L118 142H123L124 141ZM134 139V140H135ZM143 139L144 140H146L145 142H143ZM156 139V138H155ZM160 139H162V138H160ZM168 139V142L170 143V141H172V140H169ZM194 139H195V137H194ZM217 139V138H216ZM215 139V140H216ZM227 139V138H226ZM231 139H229L230 141H231ZM237 139V140H238ZM85 140V139H84ZM117 140H118V138H117ZM127 140H128V137H127ZM126 140V141H127ZM130 140H132V139H130ZM138 140V142H140ZM158 141H159V139H157ZM163 140V139H162ZM165 140V139H164ZM185 140H187L188 141V138L187 139H184L183 141L185 142ZM191 140V139H190ZM198 140V139H197ZM224 140V139H223ZM228 140V141H229ZM244 140V141H243ZM257 139H254V140H252V142L254 141V146L256 145L255 144V141H256ZM71 141V142H70ZM78 141H79V139H78ZM86 141V140H85ZM102 141V140H101ZM115 141H116V139H115ZM114 141V142H115ZM155 141V140H154ZM176 141H178V139L176 140ZM187 141L185 142V143H187ZM194 141V140H193ZM218 141L219 140H217V144H215V146L216 145H218V144H220V142H221V140L219 141V143H218ZM229 141V143L225 140V142H226V144L228 143V145L231 143ZM71 143V145H70V143ZM82 142H84L83 140H82ZM98 142V144L100 143V140L99 141H97ZM102 142V143H103ZM112 142V141H111ZM111 142H110V140H109V143L111 144ZM138 142H136L135 143V141H129L128 142V144L129 143H135V145L134 144H130V146L132 147V151L134 152V150H136L137 148V146L139 145V143ZM140 142V143H141ZM150 142V144H152ZM161 142L162 141H160V142H158L160 145H161ZM173 142V141H172ZM171 142V143H172ZM180 142V141H179ZM197 142V141H196ZM224 142V143H225ZM238 142H239V140H238ZM246 142V141H245ZM244 142V143H245ZM251 141L249 140V141H247V144L248 143H250ZM252 142H251V144H252ZM78 142L76 141V145L78 146H80V144H77ZM81 143V142H80ZM91 143V142H90ZM90 143H88V145H90ZM91 143V144H92ZM101 143V144H102ZM138 143V144H137ZM158 143H157V145H158ZM164 143H165V141H164ZM175 143V142H174ZM192 143V142H191ZM194 143V142H193ZM216 143V142H215ZM222 144H224L223 143V141L221 142ZM234 143H236V141H234L233 143H232V145L234 144ZM14 144H18V146H19V150H16V148L14 149L13 147L15 146V147H17L16 145H14ZM68 144H69V146H68ZM74 144V145H75ZM85 144H87V142L85 143ZM97 144V145H98ZM109 144V145H110ZM113 145H117V144H114V143H112ZM111 144V145H112ZM126 144V143H125ZM137 144V145H136ZM150 144H147L148 145V147H149V145ZM156 144V142H153V145H154V147L156 146L155 145ZM177 144V143H176ZM196 144V143H195ZM194 144V145H195ZM205 144H208V143H205ZM204 144V145H205ZM211 144H210V146H211ZM225 144V145H226ZM243 144V143H242ZM241 144V145H242ZM262 144V143H261ZM14 145V146H13ZM84 144H82V146H83ZM94 145V144H93ZM96 145V144H95ZM95 146L96 147V149H94V150H99V148H98V146ZM104 145V144H103ZM110 145V146H111ZM123 145V143L122 144H120V146H121V148L123 147L122 146ZM133 145V146H132ZM146 145V144H145ZM145 145H140L139 147L141 148V147H143L144 146V148H143V150L144 149H146L145 147ZM153 145H150V148H151V146H152V149H154V147H153ZM171 145V144H170ZM181 145V144H180ZM189 145V143H187V146ZM191 145V144H190ZM197 145V144H196ZM195 145V146H196ZM204 145H200V146H204ZM212 145H214V144H212ZM232 145H230V148H231V146ZM260 145V144H259ZM258 145V146H259ZM263 145V144H262ZM261 145V146H262ZM13 146V147H12ZM71 146V147H70ZM100 146V145H99ZM109 146V147H110ZM117 146H119V145H117ZM116 146V147H117ZM126 146H127V144H126ZM125 146V147H126ZM163 146V145H162ZM165 146H166V144H165ZM169 146V145H168ZM179 146V145H178ZM184 146H185V144H184ZM192 146H193V144H192ZM209 146V145H208ZM208 146H206V148L205 147H203L204 149L203 150H205L206 151V149H208ZM221 146H223V145H219V146H216L215 147V149H214V146H213V150H215V152H216V148H221ZM227 146V145H226ZM234 147H235V145H233ZM232 146V147H233ZM239 145H237V147H238ZM248 146V145H247ZM249 146H251L250 144H249ZM261 146H259V148L261 147ZM264 146V145H263ZM0 147V148H1ZM14 149V150H16V151H14V150H12V148ZM91 146H89V148H90ZM93 147V146H92ZM104 147V146H103ZM114 147V146H113ZM131 147L129 148V146H128V149L126 148V150H125V148H124V152L125 151H127V150H130L131 149ZM138 147V148H139ZM147 147V148H148ZM161 147V146H160ZM170 147V146H169ZM197 148H199V150H200V147H198V146H196ZM223 147H225V146H223ZM222 147V148H223ZM233 147V148H234ZM245 147V146H244ZM244 147H241V149L243 148V150L245 149ZM251 147H253V145L251 146ZM72 148V149H71ZM81 149H83L84 147H80ZM87 148V147H86ZM98 148V149H97ZM111 148H112V146H111ZM134 148V149H133ZM136 148V149H135ZM157 148V147H156ZM155 148V149H156ZM166 148V147H165ZM164 147H163V149H165ZM171 148V147H170ZM179 147H175V150L176 149H178ZM186 148V147H185ZM188 148H191V147H188ZM212 147H210V149H211ZM221 148V149H222ZM228 148V147H227ZM259 148L256 146V148H254L253 147V149H252V152L254 153V152H256V151H258L259 150ZM18 149V148H17ZM101 149V148H100ZM105 149H107L108 150V148H106L105 147ZM104 149V150H105ZM117 149L118 148H116V151H117ZM123 149V148H122ZM158 149V148H157ZM172 149L174 150V148H173V145H172ZM196 149V148H195ZM195 149H193V152L194 151H196ZM219 149L217 150V153L218 154H222L225 150H226V147H225V149H224V151H222L221 150V153H220V151H219ZM234 149H236V148H234ZM238 149V148H237ZM236 149V150H237ZM246 149H248V148H246ZM245 149V150H246ZM256 149V150H255ZM258 149V150H257ZM261 149V151L264 149V147L263 148H260ZM93 150V151H94ZM104 150L102 149V152H104ZM112 150H114L113 148H112ZM119 150V149H118ZM140 150V149H139ZM142 150V149H141ZM148 150V149H147ZM149 150H151V149H149ZM148 150V151H149ZM236 150H229L228 152H229V154L230 153H233L232 151H234V153L236 152ZM244 150V151H245ZM255 150V151H254ZM85 151H87L88 152V149H86ZM84 151V152H85ZM100 151V150H99ZM109 151H110V149H109ZM109 151H106V153H108ZM121 151V150H120ZM123 151V150H122ZM137 151V150H136ZM135 151V152H136ZM146 151V150H145ZM144 151V152H145ZM162 151V150H161ZM171 151V150H170ZM169 151V152H170ZM227 151V150H226ZM231 151V152H230ZM238 151V150H237ZM239 151H242V150H239ZM238 151V152H239ZM248 151H250L251 152V150H250V148L248 149ZM247 151V152H248ZM260 151V152H261ZM89 152H90V150H89ZM95 152V151H94ZM101 152V153H102ZM111 152V151H110ZM110 152H109V156L111 155L110 154ZM128 152H130V151H128ZM127 152V153H128ZM134 152V153H135ZM139 152V151H138ZM173 152V151H172ZM193 152H192V154H193ZM199 152L200 151H198V154H199ZM201 152H202V150H201ZM207 152V151H206ZM214 152V151H213ZM259 152V151H258ZM257 152V153H258ZM79 153V154H78ZM83 153V152H82ZM101 153L99 152L98 154H100L101 155ZM106 153H104V155L106 154ZM114 153H116V154H118L117 152H115V151H113V153L112 154H114ZM122 153V152H121ZM126 153V152H125ZM132 153V152H131ZM133 153V154H134ZM166 153V152H165ZM179 153V152H178ZM181 153V152H180ZM203 153V152H202ZM202 153H200L201 155H202ZM227 153V152H226ZM225 153V154H226ZM237 153V152H236ZM246 152H244V154H245ZM252 153V154H253ZM257 153H254V157H256L257 158V156H258V154ZM95 154V153H94ZM93 154V155H94ZM115 154V156H117ZM124 154V153H123ZM137 154H140V153H137ZM144 153H142V155H143ZM148 154L149 153H147V155H146V157H148ZM162 154V153H161ZM187 154H188V152H187ZM195 154V153H194ZM225 154H223V155H225ZM239 154V153H238ZM240 154H241V152H240ZM243 154V155H244ZM82 155V154H81ZM84 155H86V153H84ZM90 155H91V153H90ZM93 155L91 156V157H88V158H92V160H93V163L95 162V160H96V158H94L93 159ZM96 155H97V153H96ZM100 155H98V157L97 158H99V156ZM102 155H103V153H102ZM101 155V156H102ZM107 156H108V154H106ZM106 155L105 156H103V157H106ZM121 155V154H120ZM126 156H129V153L128 154H125ZM135 155V154H134ZM145 155V154H144ZM152 155V154H151ZM196 155V154H195ZM259 155H261V153L259 154ZM263 155H264V153H263ZM263 155H261V157L263 156ZM89 156V155H88ZM115 156H112L111 155V158L110 159H112V158H114ZM118 156H119V154H118ZM133 156V155H132ZM139 156V155H138ZM141 156V155H140ZM161 156V155H160ZM218 157H219V155H217ZM226 156H228L227 154H226ZM230 156V155H229ZM236 156V155H235ZM245 156H246V154H245ZM245 156H244V159H245ZM249 156H251V155H248L247 157H249ZM79 157V158H78ZM95 157V156H94ZM102 157V158H103ZM122 157V156H121ZM123 157H124V155H123ZM144 157V156H143ZM151 157V156H150ZM150 157H148V159H149V161H151L150 160ZM153 157V156H152ZM199 157V156H198ZM238 157V156H237ZM240 157H241V155H240ZM246 157V158H247ZM85 158H87V156L85 157ZM109 158V157H108ZM108 158H105V160L106 159H108ZM126 158V157H125ZM130 158V157H129ZM135 158H136V156H135ZM134 158V159H135ZM142 158V157H141ZM159 158V157H158ZM242 158V157H241ZM240 158V159H241ZM253 158V157H252ZM258 158H259V156H258ZM257 158V159H258ZM263 158V157H262ZM262 158H259V159H261L260 160V163H259V161H257V159H256V161H257V164L256 165H253L252 167H253V169L255 170H253L254 172H257V173H262L261 175H263V173H264V165H263V161H264V159H263V161H262ZM116 159V158H115ZM114 159V160H115ZM124 159V158H123ZM128 159V158H127ZM152 159V158H151ZM234 159V158H233ZM236 159H239V157L238 158H236ZM235 159V160H236ZM238 160V161H236V162H239V163H236L238 166V169H237V167H236V165L235 164H233V165H231V166H233V168L235 167L237 170H235V172L236 171H238L239 170V166H241V164H242V162H243V160L241 161V160ZM248 159V158H247ZM258 159V160H259ZM81 160H84L82 163H84V165H82V163H80L83 167L82 168H80L81 166L79 165V161L81 162ZM88 160V159H87ZM86 160V161H87ZM104 160V161H105ZM113 160V159H112ZM121 160V159H120ZM119 158H117V163L119 164L118 166L120 167L121 166V168H122V164L124 163V162H122V164L120 165V163H119ZM125 160V159H124ZM123 160V161H124ZM133 160V159H132ZM131 159H130V161H132ZM156 160V159H155ZM204 160H205V158H204ZM203 160V161H204ZM235 160H234V163H235ZM251 160V157L249 158V160H247V161H250ZM78 161V162H77ZM97 161H101L100 160V158H99V160H96V162ZM104 161H101L102 162V164H104ZM110 161V160H109ZM127 161V160H126ZM136 161V160H135ZM140 161V160H139ZM141 161H143L144 162V160H142L141 159ZM146 161V160H145ZM153 161H154V159H153ZM240 161H241V163H240ZM247 161L245 160L244 161V165L242 166V167H240L241 169L243 168V167H247V166H249V165H252V164H250V163H252V161H255V160H252V161H250V163H247ZM256 161H255V163H256ZM89 162H90V159H89ZM116 162V161H115ZM115 162H113L114 163V165H116L115 164ZM128 162V161H127ZM160 164H161V162L160 161H158ZM202 162V161H201ZM214 162H216V161H214ZM92 163V164H93ZM98 163V162H97ZM111 163H112V161L110 162V163H107L106 161H105V167L109 164V165H111ZM133 163H135V162H133ZM146 163V162H145ZM152 163V162H151ZM163 163V162H162ZM192 163V162H191ZM226 163V162H225ZM231 163V162H230ZM101 164V163H100ZM140 164H141V162H140ZM147 164V163H146ZM157 164V163H156ZM168 164V163H167ZM201 164V163H200ZM203 165H204V163H202ZM213 164V163H212ZM212 164H211V166H212ZM240 164V165H239ZM254 164V163H253ZM24 165L26 166V167H24ZM79 165V166H78ZM94 165V164H93ZM99 165V164H98ZM98 165H96V167H98ZM114 165H111L112 167L114 166ZM125 165V164H124ZM131 165V167H133L132 166V164H129V166ZM139 165V164H138ZM145 164H142L141 166H144ZM153 166L152 167H154V165L155 164H152ZM190 165V164H189ZM193 165V164H192ZM209 165V164H208ZM215 165V164H214ZM213 165V166H214ZM226 165H227V163H226ZM229 165V164H228ZM227 165V166H228ZM21 166H23V168H24V170L26 171V172H28L29 171V174L28 173H25V171L24 170H22L21 171V169H22V167ZM95 166V165H94ZM100 166V165H99ZM101 166H104V165H101ZM134 166H136L137 167V165H134ZM147 167H146V169H147V171L148 170H150L151 171V164H150V166H149V168L150 169H148V164L146 165ZM156 166V165H155ZM182 166V165H181ZM187 166V165H186ZM199 166V165H198ZM226 166V169H223L224 168V166H223V168H222V170H225V172H227V171H231L232 173H233V169L231 170V168L232 167H227ZM19 167H21V169L19 168ZM27 167H28V169L29 170H27ZM110 167V166H109ZM108 166H107V168L110 170H112V167L111 168H109ZM115 167V166H114ZM139 167H140V165H139ZM159 167H161V166H159ZM168 167V166H167ZM184 167V166H183ZM192 167V166H191ZM197 167V166H196ZM199 167H201V166H199ZM126 168V167H125ZM133 168H135V167H133ZM142 168H144V167H142ZM155 168H158V167H155ZM154 168V169H155ZM162 168H165V167H162ZM170 168V167H169ZM171 168H172V166H171ZM174 168V167H173ZM176 168H178V167H176ZM181 168V167H180ZM190 168V167H189ZM188 168V169H189ZM210 168H212V167H210ZM221 168V167H220ZM251 168V166L250 167H248V169H250ZM20 169V170H19ZM97 169V168H96ZM95 169V170H96ZM101 169V168H100ZM100 169H97L98 171L100 170ZM115 169L116 170H118L119 168L118 167H115ZM123 169H124V167H123ZM136 169H138V168H136ZM153 169V168H152ZM158 169H160V168H158ZM167 168H165V170H166ZM184 169H185V167H184ZM199 169V168H198ZM202 169V168H201ZM213 169H214V167L212 168V170H211V173H212V171H213ZM227 169H229V170H227ZM240 169V170H241ZM252 169V168H251ZM93 170H94V168H93ZM102 170V172L101 173H103V171L104 170H106V168H104V170L103 169H101ZM111 170H110V174H108L107 176L109 177L110 175H111ZM115 170V171H116ZM140 170V169H139ZM155 170H157V169H155ZM168 170V169H167ZM178 170V169H177ZM191 170H193V169H191ZM205 170H207V169H205ZM208 170H209V168H208ZM208 170H207V172H208ZM219 171V169H215L214 171H216V172H218ZM227 170V171H226ZM239 170V171H240ZM114 170H112V172H113ZM114 171V172H115ZM121 171H123L122 169H121ZM126 171H127V168H126ZM125 171V172H126ZM133 171H135V170H133ZM143 171H144V169H143ZM142 171V172H143ZM153 171V170H152ZM159 171V170H158ZM157 171V172H158ZM162 171V170H161ZM170 172H171V170H169ZM173 171H174V169H173ZM180 171V170H179ZM182 171H184V170H182ZM181 171V172H182ZM188 171V170H187ZM195 171H197V169H195ZM200 171V170H199ZM198 171V172H199ZM229 171V172H230ZM249 171H252V170H249ZM10 172H12V173H10ZM94 172V171H93ZM100 172V171H99ZM106 172H108L107 170H106ZM118 172V171H117ZM136 172V171H135ZM141 172V173H142ZM144 172H146V170L144 171ZM156 171H153V173H155ZM164 172V171H163ZM176 172V171H175ZM181 172L179 173V174H181ZM190 172V171H189ZM201 172H203V171H201ZM207 172H204V174H206ZM216 172H214V176H216L217 175V178H220V177H218L219 175L218 174H216ZM221 172H223V171H221V169H220V173ZM25 173V174H24ZM109 173V172H108ZM121 173V172H120ZM120 173L118 174V176L119 177H117L116 179L118 180V181H120V182H122V180L120 179L121 177H120ZM138 173H139V171H138ZM140 173V174H141ZM148 173V172H147ZM146 173V174H147ZM152 173V172H151ZM166 173V172H165ZM177 173V172H176ZM186 174H187V172H185ZM193 173V172H192ZM219 173V172H218ZM219 173V174H220ZM252 174H254L253 172H251ZM8 174H10V175H8ZM94 174V175H95ZM106 174V173H105ZM105 174H103V175H105ZM113 174V173H112ZM123 174V173H122ZM121 174V175H122ZM144 174V173H143ZM145 174V175H146ZM163 174V173H162ZM171 174V173H170ZM175 174V173H174ZM174 174H171V176L172 175H174ZM178 174V173H177ZM189 174V173H188ZM187 174V175H188ZM199 174V173H198ZM203 174V173H202ZM201 174V175H202ZM208 174V173H207ZM216 174V175H215ZM222 174V173H221ZM223 174H225V173H223ZM227 174V173H226ZM229 174V173H228ZM256 174V173H255ZM254 174V176H256ZM100 175V174H99ZM102 175V176H103ZM114 175H115V177H116V173H114ZM149 174H147V176H148ZM151 175H153V174H151ZM150 175V176H151ZM156 175V174H155ZM189 175H191V173L189 174ZM194 175H196V174H194ZM209 175V174H208ZM259 175V177H260V174H258ZM101 176V177H102ZM106 176V177H107ZM113 176V175H112ZM124 176H125V174H124ZM140 176V175H139ZM138 176V177H139ZM147 176H146V178H147ZM160 176L161 177H163V175H161L160 174ZM160 176H159V178H160ZM184 176V175H183ZM191 176H193V175H191ZM198 176V175H197ZM200 176V175H199ZM203 176V175H202ZM213 175H211V177H214ZM264 176V175H263ZM262 176V177H263ZM100 177V176H99ZM128 177V176H127ZM127 177L125 178V177H123V180H126L127 179ZM131 177V176H130ZM164 177H166V176H164ZM170 177V176H169ZM175 177H176V175H175ZM181 177V176H180ZM179 177V178H180ZM187 177H189V176H187ZM209 177V176H208ZM208 177H206V178H208ZM244 176H242V178H243ZM251 177V176H250ZM252 177H253V175H252ZM258 177V176H257ZM259 177H258V179H259ZM96 178H97V180H96ZM102 178H104V177H102ZM110 179L112 178L111 176L109 177ZM114 178V177H113ZM120 180H119V179ZM125 178V179H124ZM132 178H134V177H132ZM131 178V179H132ZM145 178V177H144ZM145 178V181L143 182V183H145L146 181H147V179ZM158 178V179H159ZM167 179H168V174H167V177H166ZM174 178V177H173ZM179 178H177V179H179ZM185 178H186V176H185ZM192 177H190V179H191ZM215 178V177H214ZM217 178H215V179H217ZM241 178V177H240ZM245 178V177H244ZM247 178V177H246ZM245 178V179H246ZM115 179V178H114ZM113 179V185L115 184L114 182L115 181H117V180H114ZM143 179V178H142ZM155 179H156V176H155ZM158 179H156V181L158 180ZM161 179H163V178H161ZM165 179V178H164ZM164 179L162 180V182L164 181ZM189 179V178H188ZM197 179V178H196ZM264 179V178H263ZM262 179V181H264ZM100 180V179H99ZM105 180H106V178H105ZM109 180V179H108ZM149 180H150V182H153V180H152V177H151V179H150V177H149ZM149 180H148V183H149ZM152 180V181H151ZM185 180V179H184ZM194 180V179H193ZM193 180H192V182H193ZM222 180V179H221ZM260 180H261V178H260ZM102 180H100V182H101ZM111 181H112V179H111ZM111 181H110V183H111ZM127 181V180H126ZM129 181V180H128ZM134 181V180H133ZM139 181V180H138ZM143 181V180H142ZM156 181H155V183H156ZM107 183V180L106 181H104L103 180V182L101 183V184H105V183ZM124 182V181H123ZM158 182V181H157ZM160 182H161V180H159V184H160ZM165 182V184H166V182L167 181H164ZM170 182V181H169ZM168 182V183H169ZM219 182V181H218ZM258 182H259V180H258ZM112 183L111 184H107V187H108V185H112ZM125 183V182H124ZM127 183L128 182H126V184H124V185H126V188L124 189L126 192H129V191H127ZM136 183V182H135ZM168 183L166 184V185H168ZM171 183V182H170ZM169 183V184H170ZM190 183V182H189ZM217 183V182H216ZM215 183V184H216ZM244 183V182H243ZM248 183V182H247ZM264 183V182H263ZM117 184L119 185L120 183H116L115 184V187H117V189H118V186H117ZM129 184H133V182L131 181V182H129L128 183V185ZM140 184V183H139ZM142 184V183H141ZM146 184V183H145ZM158 184V183H157ZM158 184V185H159ZM165 184H164V186H165ZM225 184H226V182H225ZM99 185V184H98ZM147 185V184H146ZM170 185H172V184H170ZM174 185V184H173ZM218 186L219 185H221V184H217ZM223 185V184H222ZM250 185H251V183H250ZM257 185V184H256ZM263 185V184H262ZM261 185V183L259 184V186L261 187L262 186ZM99 186H101V185H99ZM98 186V187H99ZM109 186V187H110ZM119 186H121L122 187V184H120ZM131 186V185H130ZM130 186H129V188H130ZM135 185H133V187H134ZM143 186V187H142ZM141 186V188L143 189L144 188V185H142ZM162 187H163V185H161ZM217 186V188H219ZM224 186V185H223ZM97 187V186H96ZM97 187V189H99ZM103 187H104V185H103ZM102 187V188H103ZM106 187V186H105ZM106 187V188H107ZM112 188L110 189V191L112 190L113 191V189H114V186H111ZM125 187V186H124ZM132 187V188H133ZM135 187H137V186H135ZM149 187H151V186H149L148 185V188ZM167 187H169V185L168 186H166V188ZM174 187V186H173ZM225 187H226V185H225ZM254 187V186H253ZM264 187V186H263ZM102 188H100V189H102ZM120 188V187H119ZM139 188V187H138ZM155 188V187H154ZM165 188V187H164ZM171 188H172V186L171 187H169V189L171 190ZM178 188V187H177ZM220 188H221V186H220ZM222 188H224V187H222ZM255 188V187H254ZM105 189V188H104ZM108 189V188H107ZM123 189H118V191L119 190H121V191H119L120 193L119 194H121L122 193V190ZM137 189V188H136ZM135 189V190H136ZM140 189V188H139ZM150 189V188H149ZM149 189H147L146 190V187H145V193H146V191L147 192H149L148 190ZM160 188H158V190H159ZM162 189V188H161ZM168 189V190H169ZM172 189H175V188H172ZM178 189H180V188H178ZM178 189H176L177 190V192H179L178 191ZM182 189H184V188H182ZM225 189V188H224ZM247 189H248V187H247ZM94 190H96L97 191V193H98V196H95L94 195ZM106 190V189H105ZM129 190V189H128ZM133 191L134 189H130V191ZM151 190H152V188H151ZM154 190V189H153ZM257 190V189H256ZM263 190V188L261 187V191ZM110 191H107V193H109ZM118 191L116 192L115 191V189H114V192H116V196L118 195L117 193H118ZM125 191H123L124 192V194H125ZM131 191V192H132ZM142 191V190H141ZM141 191H140V193H141ZM143 191V192H144ZM166 191V190H165ZM172 191V190H171ZM171 191H169V192H171ZM174 191V190H173ZM105 192V191H104ZM114 192H110V193H114ZM131 192H129L128 193V196L129 197H131L132 196V194H133V196H134V193L136 194L137 192H138V195L140 194L139 193V191L138 190H136V192H134V193H132L131 194V196L129 195ZM142 192V193H143ZM162 192V191H161ZM161 192H159V193H161ZM168 192V191H167ZM166 192V193H167ZM176 191H175V193H177ZM260 192V191H259ZM263 192V191H262ZM107 193L105 194V195H107ZM145 193H143V194H145ZM151 193V192H150ZM150 193H148V194H150ZM163 193H165L164 191H163ZM175 193L173 192V194L175 195ZM179 193H181V192H179ZM178 193V194H179ZM183 193V192H182ZM264 193V192H263ZM95 194H96V192H95ZM101 194H103V191H102V193ZM124 194H122V195H124ZM162 194V193H161ZM170 193H168V195H169ZM172 194V193H171ZM177 194V195H178ZM187 194V193H186ZM94 195V196H93ZM104 195V194H103ZM109 195H112V194H109ZM122 195H120V196H122ZM126 196H124V197H127V194H125ZM138 195L137 196H135V197H137V198H139L138 197ZM142 195V194H141ZM146 195V194H145ZM152 195H153V193H152ZM151 195V196H152ZM165 195V194H164ZM164 195H162V197L164 196ZM180 195H182V194H180ZM179 195V196H180ZM184 195H185V192H184ZM189 195H191V194H189ZM188 195V196H189ZM91 196L92 197H94L95 199H91ZM119 196V197H120ZM147 196V195H146ZM150 196V195H149ZM155 196V195H154ZM170 196V195H169ZM104 197V196H103ZM103 197H102V199H103ZM109 197H111V196H108V198ZM117 198V200H121L120 198ZM143 197V196H142ZM142 197H140L139 198V201H140V199L142 198ZM161 196H160V198H162ZM167 197V196H166ZM182 197V196H181ZM181 197H179V198H181ZM187 196H185V197H183V198H186ZM190 197V196H189ZM100 198V197H99ZM99 198H97V199H99ZM116 198V197H115ZM122 199H123V197H121ZM143 198H145V197H143ZM143 198L141 199L142 201H143ZM165 198V197H164ZM172 198H176V196H173ZM171 198V199H172ZM177 198H178V196H177ZM101 199V198H100ZM127 200H128V197L126 198ZM129 199H132V197L131 198H129ZM134 199V201H136L137 199L136 198H133ZM133 199L130 201L129 200V202H133V203H135L134 201H133ZM146 199V198H145ZM147 199H148V197H147ZM157 199V198H156ZM169 199V198H168ZM187 200H189V198H186ZM191 199V198H190ZM194 199V198H193ZM104 200V199H103ZM105 200H107V196H106V199ZM115 200V201H114ZM117 200L116 199H113V203L112 202H110V200H108L110 203H112V204H115V202H117ZM126 200V201H127ZM151 200V199H150ZM149 200V201H150ZM159 197H158V202H159ZM164 200V199H163ZM175 200V204H176V199H173V201ZM112 201V200H111ZM123 201H125V198L122 200V201H118V203L120 204L121 202V204H124V209L123 210H125V208L126 207H128V205H125V202H123ZM145 202L144 203H142L141 202V204H142V211L143 210H145V209H143V207L145 206V208H147L148 207V213H149V211H151L152 210V208H153V206H151V207H149V205H151V204H149V205H147V207H146V200H144ZM171 201V200H170ZM173 201H171V202H173ZM185 202V201H183V199H181L180 200V202ZM192 201V200H191ZM194 201V200H193ZM71 202L73 203V204H71ZM105 203H109V202H106V201H104ZM154 202V201H153ZM156 202V201H155ZM170 202V203H171ZM179 202V201H178ZM181 202V204L183 205V203ZM188 202V201H187ZM263 202H264V199L262 200V203L261 204H263ZM139 203V202H138ZM151 203H152V201H151ZM163 203H166V202H163ZM167 203H169V202H167ZM167 203H166V205H167ZM174 203V202H173ZM172 203V204H173ZM189 203H190V201H189ZM70 204H71V206H70ZM120 204V205H121ZM127 204V203H126ZM129 204V203H128ZM140 204V203H139ZM139 204H137L138 205V207H140V205ZM143 204H144V206H143ZM153 204V203H152ZM159 204H160V202H159ZM161 204H162V199H161ZM180 204V203H179ZM180 204V206L182 207V205ZM186 204H188V203H186ZM185 204V205H186ZM196 204V203H195ZM194 204V205H195ZM110 205V204H109ZM117 205V207H118V204H116ZM119 205V207L122 209L123 207H121ZM135 205H136V203H135ZM136 205V206H137ZM154 205V204H153ZM170 205V206H169ZM169 205H167V206H169V208L172 206L171 204H169ZM192 205V204H191ZM264 205V204H263ZM262 205V206H263ZM108 206V205H107ZM111 206V205H110ZM129 206L131 207V204H129ZM133 206H134V204H133ZM155 206H156V204H155ZM161 206V205H160ZM174 206V205H173ZM177 205H175L174 207H173V211L175 210V209H177V207L181 210L182 209V214H184V212H183V208H180L179 206H177ZM184 206V205H183ZM256 206V205H255ZM260 206V205H259ZM262 206H260L261 208H262ZM71 207V208H70ZM118 207V208H119ZM165 207V206H164ZM176 207V208H175ZM193 207V206H192ZM194 207H196V206H194ZM259 207V208H260ZM264 207V206H263ZM97 208H99V210H97ZM113 208H114V206H112V209H111V212L110 213H112V210H113ZM120 208L119 209H117L118 210V213H117V211H116V214H119L120 212H119V210H120ZM129 208V207H128ZM157 208V207H156ZM159 208H161V207H159ZM172 208V207H171ZM171 208L170 209H168V211H166V213L167 212H169V213H171L172 212V210H171ZM247 209H249L248 207H246ZM246 208H245V210H246ZM250 208H251V206H250ZM256 208V207H255ZM255 208H253V209H255ZM136 209V208H135ZM134 209V210H135ZM139 209H141V208H139ZM135 210V213H136V211H141V210ZM149 209H151V210H149ZM154 209V208H153ZM166 209V208H165ZM210 209V208H209ZM110 210V208L107 210V211H109ZM115 210V209H114ZM130 210H132V211H134L133 209H130ZM163 210V209H162ZM161 210V211H162ZM180 210H176V211H174V212H177V211H180ZM120 211H122V210H120ZM126 212H127V210H125ZM124 211V212H125ZM141 211V212H142ZM171 211V212H170ZM200 211H201V209H200ZM210 211H211V209H210ZM213 211V210H212ZM247 211V210H246ZM101 212H103L102 213V216H101ZM113 212H115V211H113ZM130 212V211H129ZM140 212V213H141ZM199 212V211H198ZM205 213L206 212H208V210H206V211H204ZM107 213V212H106ZM104 214V215H111V216H109V217H112V216H114L113 214H115V213H113V214ZM122 213H123V211H122ZM134 213V212H133ZM135 213L133 214L134 216H135ZM144 213H146V211L144 212ZM164 213V212H163ZM163 213H162V216H163ZM165 213V214H166ZM168 213V214H169ZM173 213V212H172ZM202 213V212H201ZM127 214V213H126ZM131 214V213H130ZM136 214H139V213H136ZM142 214V213H141ZM147 214V213H146ZM145 214V216H147V217H149L148 215H146ZM161 214V213H160ZM164 215V217L166 216V217H169V215ZM179 214V216H181L182 217V215H180L181 214V211L178 213ZM243 214V213H242ZM120 215H122V214H120ZM128 215V214H127ZM132 215V214H131ZM130 215V216H131ZM132 215V216H133ZM140 215V214H139ZM143 215V214H142ZM173 214H171L170 216H172ZM205 215V214H204ZM248 215V214H247ZM119 216V215H118ZM138 215H136V217H137ZM160 216V215H159ZM156 217V218H160V217ZM184 217H185V214L183 215ZM193 216V215H192ZM198 216H199V213H198ZM230 216H232V215H229V217ZM235 216V215H234ZM108 217V218H109ZM121 217H123L124 218V215L123 216H121ZM120 217V218H121ZM136 217H135V219H136ZM146 217V218H147ZM154 217V216H153ZM165 217V218H166ZM173 217V216H172ZM177 217V216H176ZM189 217V216H188ZM191 217V216H190ZM190 217L188 218V221L189 222H187V224L188 223H192V222H196V220H194V221H192L193 220V218L191 219V220H189L190 219ZM196 217V216H195ZM194 217V219H197V218H195ZM200 217V216H199ZM202 217V216H201ZM200 217V218H201ZM207 217V216H206ZM205 217V218H206ZM243 217V216H242ZM241 217V218H242ZM244 217H246V216H244ZM119 218V219H120ZM140 219V218H142L143 220L142 221H145L144 219H146V218H143V217H137V219ZM171 217H169L168 219L171 221V219H170ZM174 218V217H173ZM178 219H179V217H177ZM198 219V223H199V220H201V219ZM205 218H202L203 219V221L201 220V222H203V224H204V221H206V222H209L210 220H205ZM233 217H231V219H232ZM249 218V217H248ZM251 218V217H250ZM122 219V218H121ZM125 219V218H124ZM124 219H122V221H124ZM134 219V218H133ZM136 219V220H137ZM138 219V220H139ZM163 219V218H162ZM167 219V218H166ZM175 219V218H174ZM183 219L184 218H182L181 220L183 221ZM208 219V218H207ZM230 219V218H229ZM230 219V220H231ZM234 219V218H233ZM240 219V218H239ZM106 220V219H105ZM108 220V219H107ZM109 220H110V218H109ZM129 220H132V221H129ZM141 220V219H140ZM139 220V221H140ZM148 220V219H147ZM158 220V221H157ZM164 220V219H163ZM162 220V221H163ZM175 220H177V219H175ZM180 220V219H179ZM184 220H186L187 221V217H186V219H184ZM226 220V219H225ZM227 220H228V217H227ZM226 220V221H227ZM235 220H237V219H235ZM243 220H244V218H243ZM161 221V220H160ZM172 221H173V219H172ZM172 221H171V223H172ZM212 221H214V220H212ZM212 221H210V224H211V222ZM226 221H224V219H223V222H226ZM229 221V220H228ZM233 221V220H232ZM238 221V220H237ZM237 221H235V223L237 222ZM240 221V220H239ZM238 221V222H239ZM111 222V223H110ZM134 222H137V221H135L134 220ZM141 222V221H140ZM146 222V221H145ZM169 222V221H168ZM183 222H185V221H183ZM221 223V224H225V223ZM139 223V222H138ZM170 222H169V225L171 224ZM173 223H174V221H173ZM175 223H177V222H175ZM181 222H179L178 221V223L176 224V226H178V228L180 227L178 224H180ZM190 223V224H191ZM227 223V222H226ZM231 223V222H230ZM110 224V225H109ZM123 224H124V222H123ZM185 225L186 223H182V225ZM186 224V225H187ZM189 224V225H190ZM200 224V223H199ZM212 224H214V223H212ZM232 224H233V222H232ZM136 225H137V223H136ZM140 225V224H139ZM169 225H167V226H169ZM174 225L175 224H173L172 226H170V227H172V230L174 229ZM181 225V224H180ZM217 224H215V227H217L216 226ZM132 226H130V227H132ZM222 226H224V225H222ZM222 226H220V229L222 230ZM226 226H229L228 224H226ZM233 226H234V224H233ZM237 226V225H236ZM239 226V225H238ZM237 226V227H238ZM135 227V226H134ZM133 227V228H134ZM137 227V226H136ZM182 227V226H181ZM232 227V226H231ZM157 228V229H158ZM175 228H177V227H175ZM183 228V227H182ZM184 228H185V226H184ZM219 228V227H218ZM228 228V227H227ZM229 228H230V226H229ZM239 228V227H238ZM238 228H237V230H238ZM129 229V228H128ZM135 229H137V228H135ZM141 229H142V227H141ZM141 229H137L138 231H132V234L130 233V232H128L129 233V235H132V237H134V233H140V231H141ZM152 229V230H151ZM159 229V230H160ZM171 229V228H170ZM181 229V228H180ZM233 229H235V228H233ZM134 230V229H133ZM142 230V231H143ZM153 230H155V231H153ZM168 231H169V229H167ZM172 230H170V231H172ZM183 230V229H182ZM192 231V233H191V231ZM196 230V229H195ZM225 230V229H224ZM142 232V233H145V232ZM175 231H178V229L177 230H174V232ZM223 231V230H222ZM160 232H161V230H160ZM179 232V231H178ZM187 232H189L190 233V235H191V237H192V235L196 238V234L198 235L197 236V241L200 239V238H202V239H200V240H202V241H204V242H202L201 241V243L199 242V243H197L196 242V239L194 238V237H192V238H194L193 240H194V242H196L195 244H194V242L192 243V238H191V243H190V237H188L189 236V234L186 236L185 235V233H187ZM193 232L195 233V235L193 234ZM126 233V232H125ZM142 233H140V239H141V235H142ZM146 233L144 234V235H146ZM205 233V234H204ZM244 233V232H243ZM127 234V233H126ZM150 234V235H149ZM153 236H155V237H153ZM128 235V234H127ZM143 235V236H144ZM158 235V236H157ZM182 235V236H181ZM135 236L137 237V234H135ZM157 236V237H156ZM173 236V237H172ZM135 237V238H136ZM139 237V236H138ZM137 237V238H138ZM200 237V238H199ZM130 238V237H129ZM136 238V239H137ZM165 238V237H164ZM168 238V237H167ZM199 238V239H198ZM206 238H208V237H206ZM205 238V239H206ZM229 238H233V239H229ZM235 238V239H234ZM134 239V238H133ZM139 239V238H138ZM138 239H137V241H138ZM139 239V244L137 243V244H135V245H137L136 246V248L138 249L140 246L142 247V245H144V244H140V242H141V240ZM153 239V240H152ZM189 239V243L191 244V248H189V247H187V249H189V250H182V248L181 247H184L183 245H184V243H186V241ZM127 240V239H126ZM129 240V239H128ZM131 240H132V238H131ZM135 240V239H134ZM133 240V241H134ZM136 240H135V242H137ZM171 241V242H172ZM127 242V241H126ZM126 242H124L123 241V245L124 244H128V243H126ZM134 242V243H135ZM187 242V243H188ZM133 243V244H134ZM167 243V241L165 242V244ZM172 243V247L169 245V248H167V249H172L175 245ZM167 244H171V243H167ZM166 244V245H167ZM193 244V245H192ZM132 245V244H131ZM140 245V246H139ZM166 245H165V247H166ZM174 245V246H173ZM181 245V247L179 248V246ZM189 245V244H188ZM126 246V245H125ZM149 246H150V244H149ZM186 246H187V244H185V248H186ZM130 247V246H129ZM155 247V248H154ZM158 247H160L161 248V250H160V248H158ZM168 247V246H167ZM121 248H122V246H121ZM124 248V247H123ZM125 248H127V247H125ZM124 248V249H125ZM134 248H135V246H134ZM135 248V249H136ZM158 248V249H157ZM175 248V247H174ZM173 248V249H174ZM145 249V250H144ZM167 249L165 248V251H167ZM171 250L172 252L175 250ZM184 249V248H183ZM118 250V251H117ZM177 250V249H176ZM128 250H126V252H127ZM171 251H169V252H171ZM125 252V251H124ZM165 253H168V252H165ZM120 254V255H119ZM164 256V260L163 261H160V263L159 262H156V261H159L160 259H161V257L160 256ZM157 256H159V260H156V261H154L155 259H154V257L157 259ZM162 256V257H163ZM154 259V260H153ZM126 262H128V263H126ZM142 262V263H143ZM136 263V264H137ZM141 263V264H142ZM144 264V263H143Z\"/></svg>","mask_w":264,"mask_h":264},{"label":"rangeland","instance_id":"rangeland-1","mask_svg":"<svg viewBox=\"0 0 264 264\" xmlns=\"http://www.w3.org/2000/svg\"><path fill=\"white\" fill-rule=\"evenodd\" d=\"M171 0H169L168 2H170ZM176 1H178V0H176ZM180 1V0H179ZM179 1H178V3L177 4H180L181 5V3L182 4H184V3H186V1L188 2V1H190V0H183V2H182V0H181V3H179ZM226 2H228L227 4L228 5H232V4H230L231 3V0H226ZM225 2V3H226ZM234 2V1H233ZM164 3H166V1L164 2ZM222 3H223V5L222 6H224L225 5V3H224V1H222ZM222 3H219V5L221 6V4ZM166 4H169V3H166ZM165 4V5H166ZM173 4H176V2L175 1H173ZM187 4V3H186ZM218 4V3H217ZM226 4V5H227ZM257 4H259V3H257ZM264 4V2L262 3V4H259V5H257L256 6V4H254L255 6H253V11L256 9V10H259L260 8L262 9V7L260 6V5H263ZM170 5V4H169ZM171 5H172V1H171ZM179 5V6H180ZM216 5V4H215ZM219 5H217V7H220ZM143 6V5H142ZM141 5L139 6L140 8H143ZM176 6V9H177V7H178V5H175ZM175 6H171V9H170V11H172V9H175ZM221 6V7H222ZM264 6V5H263ZM138 7V8H139ZM145 7V6H144ZM163 7V10L165 9V7H164V5L162 6ZM255 7H258V8H255ZM146 8V7H145ZM161 8V7H160ZM166 8H167V11H164L163 12V10H160V12H155V10L153 11V12H155L156 13V17H154L155 16V13H153L152 12V15H150L149 13H147L149 16H150V18L148 17V15L147 14H145V16H146V20H145V16H143L142 18H143V20H142V22H141V20H139L138 22L137 21H135V23L137 22V23H139L138 24V26H142L143 25V27H145V25L148 23L147 22V20L149 21V22H151V20H155V22H151V24L152 23H156V22H158L160 19V15L161 14H163V15H165V14H167L168 12H169V8H168V5H166ZM216 7H214V5L212 6V8H210V10L212 9V12L213 13H210L209 11V9H204V10H200L201 12H203V11H205V10H207V11H205V12H208V14L207 15H204L205 13H203V14H200V11H199V14L200 15H204L203 16V18H202V16L200 17V15H199V17H200V19H201V21H202V19H203V23L206 21L205 19L207 18V17H209V18H211V17H213L212 16V14H215L214 12H216V10H217V12L219 11L220 13H219V17H221L220 15L222 14V11H223V15L226 13V11H228V6H227V8L226 7H222V8H224V10H218V8L214 11V9H215ZM221 8V9H222ZM242 9H243V7H241ZM240 8V9H241ZM247 8V7H246ZM249 8V11L252 9L251 7H248ZM239 9V10H240ZM134 10L135 9H133V10H131L130 9V11L128 10V12H129V14L130 15H132L133 14V12H134ZM158 10V11H159ZM166 10V9H165ZM248 9H246V10H244L243 9V11H247ZM132 11V12H131ZM157 11V10H156ZM173 11H175V10H173ZM237 11V10H236ZM126 12H127V10H126ZM127 12V13H128ZM131 12V13H130ZM165 12H167V13H165ZM216 12V13H217ZM225 12V13H224ZM248 12V11H247ZM252 11H250L249 13H251ZM124 13H125V11H124ZM127 13H125V15L124 16H128L127 15ZM159 13H161V14H159ZM234 13V12H233ZM237 13V12H236ZM238 13H240V14H238ZM238 13H237V15L238 16H236V17H239L238 19L239 20H241L240 18L242 17V18H244V16H240V15H242V14H245L246 15V12H243L242 13V11L240 10V12L238 11ZM242 13V14H241ZM249 13H247V17L248 18H244V19H242L241 20V23H239L238 21H235L234 20V18L232 17V16H230L229 15V18L231 17V18H233L232 20H231V18L229 19L228 17H227V15H225V16H223V17H225V18H227V19H229L228 21H230L231 20V22L232 21H234V24H232V28H231V26H229V24H227L226 25V23L224 22V20L226 21L227 19H225L224 18V20L222 19V18H220V19H222L223 21H222V26H221V21L220 22H218V23H220V24H217V25H215L214 24V22L217 20H219L218 18H215L216 20L214 21V20H212V19H209L207 22H209V21H211V22H213V24L211 25V23H209L208 25L209 26H211V30L214 28V29H216L215 27H217V30H215L214 32L213 31H211L210 32V30H208V28L210 29V27H207V22H205L206 24H205V27H204V24H202V22L200 21L199 22V26H201V24L203 25L201 28H200V32H198V30H199V27H193V26H196V25H193L192 27H193V29L196 31V34H194L195 32H194V30H190V32L192 31L193 33H191V34H189V32L188 31H186L185 29H187V30H189V27H184L183 29L185 30L184 31V34L182 33H180L181 32V30H179V28H181L182 29V27L184 26V25H186L185 23H184V25H182V24H179L180 26H182V27H179L178 28V26L176 27L180 32V34H181V36H183V35H185V32H188L187 34H188V39L189 40H192L190 43L192 44V46L189 44L188 46L186 45V44H188L189 42V40L186 38H184V36L180 39V34H178L177 36H178V41H177V36L175 35V33H176V28H174L175 30L174 31H172V35H175V36H172L171 37V35H169V34H171L170 32H171V28H169L170 29V31L168 30V28H167V31L169 32H165V33H167V34H165V33H163V35L162 34H160V35H157L156 33V31L158 30V29H156V27H154L155 29H156V31H154V30H151V32L150 31H148V32H144L143 30H145L147 27H145V28H143V30H139V28L140 27H133L134 25L133 24H131V26L129 25V26H127V28H125L126 29V31H125V33L127 34L128 32L130 33H128L127 35H131V32H132V34L133 35H131V38H129V36H127V35H125V33H124V31H123V33L122 34H124V36H126L127 38V40L125 39V41H124V45H125V47H124V45H122L123 47L122 48H124L122 51H121V49L119 50V51H121V53H120V55H119V60H117L118 58L116 57V55H118L119 54V52H117V49L116 48H112L111 49V47L110 48H106L103 52H101V56H102V59L103 58H105V61H104V59L102 60H99V61H96V63H98V64H96V63H92V64H95L96 66H92V64L90 65V66H92L93 67V69L90 67V69H88L89 67H87V69L86 68H84V67H82V68H79V69H75V71H76V73L78 72V71H80V72H78V75L79 76H83V75H85L86 73H88L89 75H90V77H92V83H91V80H88V82H87V75L85 76V79L83 80V79H79V77H78V75H76L75 74V72H74V69H73V67L71 68L70 67V65H69V68H68V66L67 67H65V70H63L64 68H62V69H60V71L61 70H63V71H61V72H59V70H58V72H54V73H66L67 75L70 73V74H72L73 72H74V77H73V75L71 76L70 74V76H71V78L73 79V80H76V83H75V81H72L71 82V78H70V76L68 75V77H66V79H68V78H70L71 80H67V81H70L71 82V84H69V86L70 85H73L74 83V85H75V87L74 88H76V90L75 89H73V86H72V88H71V86H70V88L68 87V89H67V94H69L70 92H71V98H70V100L72 99L73 100V102H74V105L73 106H75V107H73L72 108V100L71 101H68V103H67V105L69 106L71 103V105L69 106L74 112H76L75 114V116H76V119H74L77 123L78 122H80L81 121V119H82V122L86 119V118H88L87 119V121H84L83 123H79V124H82V125H87V127L85 126V134H87V136L84 138V139H82L81 137V141H80V138H78L79 139V141H78V139H77V137H74V139L73 138H70L71 139V141H73L74 140V144L76 143V141L78 142L77 144H80V146L78 145H74L73 144V142H71L72 143V146H73V148H75V149H73V150H77L78 151V148L76 149V147H79V150H82V151H80L81 152V154H79L82 158H79V160L80 159H88L87 161L85 160H81V162L79 161H77L78 163H79V165L81 166L80 168H82L83 166L82 165H84V163L86 162V163H88L89 165H90V167H89V172H90V168H94V170H93V168L91 169L92 170V172H90V174L92 173V176H94V177H97L96 176V174L98 175V180H97V178H96V183H98V181H99V185H101V186H99L98 184H96L95 185V188H96V190H98V193L102 190L103 191V194H101L102 193V191H101V193H99L101 196H98V193H97V191L96 190H94V195L95 196H98V197H92L91 196V199H95V200H92V203L95 205V203L99 200V202L101 203L102 201V204H104L106 207H108V208H106V210H103V212H101L100 214H101V216H102V213H103V218H104V216H106L105 217V219H103L105 222L106 221H111L110 223H111V225L113 224V223H116L115 221H119V223L117 222L116 224H120V220H121V225L120 226H126L125 227V230H126V228H127V226H132L131 225V222H130V224H129V222H128V220L126 219V217L127 216H129L130 218L131 217H133V218H131L132 220H129V221H132V224L133 223H135V224H133V226L132 227H128L127 228V230L126 231H124V239H125V237H126V239L125 240H123L124 242H126V243H128V244H122L123 243V241H120V245L118 246V249H119V251L118 252H120L121 250L123 251V253H121V256H124L123 254H126V253H128L129 251H138V250H140V248L141 249H143L144 247L143 246H145V248L146 247H148V249H150L149 247H151L152 248V241H150V240H147L148 238L149 239H151V236L150 237H148V232H149V229L151 228H149V226H154L157 222H156V219H160L158 222H160V224H158V225H160L161 226V224H162V222L164 223V221H165V223H166V221L168 220L170 223H171V221H172V219H173V221H174V223H173V221H172V223L169 225V222L167 221V225H169V226H167L165 223V225H166V228H165V226L163 227V225L161 226V227H163L164 229L162 230V229H160V227L158 228V227H156L157 226V224L154 226V229L156 230H153V231H155V232H152V231H150L149 233H155L154 235H156V233L157 232H159L160 233V235H162L161 233H162V231H164V233H163V239L165 240L166 239V241H167V243L169 242V243H171V244H165V242L166 241H164V245H162L163 246V255L165 256V255H169L170 253L173 255V253L174 252H176V251H179L180 249H178V245L176 246L174 243H173V241L171 242L170 241V239H172V238H170L169 236H167L166 237V235H168V233H169V235L172 233V235L175 233V235L177 236V235H179V233H180V230H181V234H182V232L184 231V229H185V231L184 232H186V231H189V227H191L192 228V226L194 225V224H196V225H194L193 226V228H195L194 229V231H195V233H197L198 234V232L201 234L202 233V231L204 230V228L206 227L205 225H207L208 223H209V225L210 226H214V227H211L213 230H211V232H209V231H207V230H210V229H207V228H209L210 226H208V227H206V229H205V231H203V232H206L207 234V236H204L205 238L206 237H208V238H204V240L206 241V240H210V238L211 237H213V238H211V239H217L218 238V240H223V238L221 237V236H223L222 235V233L224 234L225 233V237H224V239H226V237H235V238H238V236L240 237V235L242 236V234H244L245 235V232L247 231V234L248 233H250L251 231H252V229L257 225V224H259V225H262L261 224V221H264L262 218H264V202H263V204H261L262 203V200L264 199V181H262V179L264 178V173H263V175H261L262 173H257V172H254L255 170L253 169V165H256L257 164V161H259V163H260V160L261 159H259V158H262V161H263V159H264V155H263V153H264V149L261 151V149L260 148H263L264 146V51H262L263 53V56L260 54L261 52H258V50L256 51V52H254L253 53V51L252 50H256L257 49V47H261L262 48V45H264V41L262 40V42L263 43H261V42H258V44H257V42H255L254 40H256V39H263V35H264V31H263V29L264 28H261L260 26H262V27H264L262 24L263 23H261V25H256V27L258 28V29H253V27H254V25L253 26H249V25H247L248 24V22H249V20H250V25L252 24V23H255L253 20H251L250 19V16H248V14ZM121 14V15H122ZM159 16H158V15ZM198 14V13H197ZM211 14V15H210ZM227 14H228V12H227ZM252 14V13H251ZM251 14H249V15H251ZM129 15V16H130ZM216 15V14H215ZM157 16H158V19H157ZM217 16V15H216ZM215 16V17H216ZM153 17V18H152ZM198 16L196 15V18H197ZM218 17V16H217ZM141 18V19H142ZM154 18H156L157 19V21H156V19H154ZM193 18V17H192ZM151 19V20H150ZM208 19V18H207ZM214 19V18H213ZM249 19V20H248ZM237 20V19H236ZM244 20V21H243ZM248 22H247V21ZM68 21H70V22H68ZM67 22L66 21H59V23H58V19H57V23L60 25V32L59 33H57L56 34V36H55V38L53 37V39L52 40H54V41H56L57 43L60 41L61 43H58V48H61V47H69V48H76V49H78L77 47L79 46V48L82 46V47H85L86 48V46H92V45H94L95 44V41H94V31L92 30L93 29V27H92V25H93V23H91L92 25H91V30H90V28L88 29V28H81L82 29V32H81V29H78V28H75L76 30L78 29L79 31H76L71 25L73 24V22H72V20H68ZM146 21V22H145ZM228 21H226L227 23H228ZM245 23L244 25H242L243 24V22ZM263 22H264V20H262ZM64 23L63 24V26H61L62 25V23ZM191 21H189V22H187V26L189 25V26H191V24L192 23H190ZM193 22V21H192ZM223 22L225 23V25L223 24ZM231 22H229L230 23V25H231ZM236 22H238L240 25H241V27H238V29L237 28H235V27H237V26H235L236 25ZM246 22H247V24H246ZM252 22V23H251ZM259 22H261L260 20L258 21V22H256V23H259ZM61 23V24H60ZM68 23H69V25H68ZM136 23V24H137ZM141 23H142V25H141ZM189 23V24H188ZM194 23V22H193ZM198 22H195V24H197ZM216 23V22H215ZM237 23V24H238ZM66 24V25H65ZM148 24H150V23H148ZM150 24V25H151ZM198 25V24H197ZM218 25L219 26H221V28H222V30H224V32L223 31H221L220 29V27H218ZM234 25V26H233ZM239 25V26H240ZM246 25H247V27L249 26L250 27V29H253V30H250L249 29V27H248V29H249V31H246V33L248 32V34H249V32H250V35H252V33L251 32H254L253 33V35L255 34V32L257 31V30H261V34H260V36L262 35V37H260V36H258L257 37V35H259L258 33H256L257 35L255 36V39L254 40H251V39H253L254 37H253V35L252 36H250V35H248V36H250V38L251 39H249L248 38V36H246V33H244L245 31H242L243 33H241V31L240 30H242L243 29V26H245L246 27ZM64 26H66V27H64ZM88 26H89V24H88ZM146 26H148V25H146ZM152 27L154 26V25H151ZM150 26V27H151ZM212 26H215V27H212ZM224 26H225V28H224ZM229 27V29H228V27ZM67 27L69 28V29H67ZM129 27L131 28V29H129ZM149 27V26H148ZM150 27L148 28V30L150 29ZM64 28V31L62 30ZM138 28V29H137ZM162 28H164V27H162ZM162 28H160V29H162ZM202 28L204 29L203 31H201L202 30ZM219 28V29H218ZM224 28V29H223ZM233 28L235 29V30H233ZM242 28V29H241ZM65 29H67L66 31H65ZM73 31V33H72V31ZM85 29V30H84ZM87 29V30H86ZM127 29H129V30H131V31H127ZM141 29V28H140ZM151 29H153V28H151ZM190 29H192V28H190ZM205 29H207L206 31H209L210 33H213V36L211 35V34H209V33H206V32H204L205 31ZM213 29V30H214ZM226 29V30H225ZM69 30V31H68ZM75 30V31H74ZM89 30H90V32H89ZM133 30H135V31H137L139 34H140V32L141 31H143L145 34H146V36L148 35V37H146L145 35L143 36V35H138V33L136 34V32L135 31H133ZM172 30H173V28H172ZM233 30V31H232ZM237 30H239V31H237ZM244 30V29H243ZM63 31V32H62ZM85 31H88L89 33H85ZM152 31H154V33L152 32ZM230 32V33H228V32ZM64 32H66V34L64 33ZM68 32H71V33H68ZM81 32V33H80ZM93 34H92V33ZM135 32V33H134ZM150 32V33H149ZM173 32H174V34H173ZM204 32V33H203ZM222 32V33H221ZM232 32H235V33H233L232 34ZM239 32H240V34H239ZM259 32V31H258ZM263 32V33H262ZM61 33H62V35L63 36H65V37H63L62 35H61ZM75 33V34H74ZM152 33H153V35L154 36H152ZM197 33L199 34V37H198V35H197ZM206 33V34H205ZM217 33H218V36H217ZM226 33H228V34H226ZM238 33V34H237ZM260 33V32H259ZM68 34V35H67ZM70 34H71V36L72 37H74V39H72V37H70ZM78 34H82V36L81 37H79V35ZM84 34V35H83ZM85 34L88 36L89 35V38L86 36L85 37ZM91 34H92V38H90L91 37ZM143 34V33H142ZM201 34H202V36H201ZM207 34H208V37H210V38H206V37H204V36H207ZM214 34H215V36H214ZM235 34H237L236 36H235ZM241 34H245V36H243V35H241ZM136 35H137V37H136ZM152 37H151V36ZM157 35V36H156ZM161 35H162V37H164V38H162L161 37ZM189 35H190V37H189ZM191 35H195V36H193L194 37V39H196L197 37H198V39L200 38V40H198V42H200L201 40H202V44H204V45H202L201 44V42H200V44H201V47H200V45H199V43L197 42V39L195 40V41H193L194 39L192 38V39H190L192 36ZM209 35H211V36H209ZM230 35H233L232 36V38L230 37ZM241 36V37H239V36ZM58 36H60L59 38H60V40H59V38H56V37H58ZM67 36V37H66ZM76 36H78V37H76ZM141 37V39H140V37ZM156 36V37H155ZM158 36H159V38H158ZM169 38H168V37ZM186 36V35H185ZM202 38H201V37ZM243 36V37H242ZM83 37V38H82ZM137 41H134L133 40V38ZM139 37V38H138ZM145 37V38H144ZM153 38L154 39V37H155V39H156V43H158V46H157V44L155 43V39L153 40V39H151V38ZM161 37V38H160ZM171 37V38H170ZM214 37V38H213ZM216 37H218V38H216ZM227 37H230V38H227ZM237 37H239V39H241V41H239V39L237 38ZM245 37H247L248 39H247V42H248V44H251L252 43V47H251V45H250V47L251 48H253L252 50H250V51H252V54H253V56H254V54H255V57H256V53H257V55L258 54H260L261 55V57L262 58H260V57H256L255 58V60L253 61L255 64H254V67H256L257 66V68H256V70L257 69H259V71H261V70H263V73H262V71H261V73H257V71H255V68L253 67V69L252 68H250V69H246V68H244L242 65H241V62L242 61H246V60H244L245 58L246 59H250L251 58V60H253L252 59V57H250L251 55V53L250 54H248L247 52H245V51H242V50H247L245 47L246 46H244V44H247L246 43V39H245ZM257 37V38H256ZM66 38H70L69 40L68 39H66ZM77 38V40L76 41H73V40H75ZM83 40H82V39ZM137 38V39H136ZM142 38H144V39H146L147 38V41H148V44L150 45V43H151V45H150V47H149V45H147V42H145L144 44H146L147 46H143V43H142ZM157 38L159 39L158 41H157ZM166 38V39H165ZM203 38H205L207 41H208V39H209V42H206L207 44H208V46H207V44H205V43H203ZM216 38V39H215ZM220 38H222V39H220ZM233 38H237V39H233ZM245 40H244V39ZM28 40V41H23V40ZM22 39H20V41H19V39H17V41H18V43H20V44H22V42H23V44H25V45H28L29 44V42H31L32 43V41H31V38H30V41H29V39L28 38H22ZM33 39V38H32ZM37 39H39V41L38 42H35L34 43V41H37ZM34 38L33 39V43L34 44H37V45H41L42 43L41 42H43L40 38ZM63 39L64 40H68V41H65V42H68V43H66L65 44V42L64 43H62V41H63ZM140 39V40H139ZM172 40V42H171V40ZM174 39H175V41H174ZM186 41H185V40ZM211 39V40H210ZM229 39V40H228ZM231 39H233V40H231ZM80 40V41H79ZM91 40V41H90ZM128 40H130V42L128 41ZM139 40V41H138ZM154 42H153V41ZM162 40V41H161ZM170 40V41H169ZM180 40H181V42H180ZM184 40V42H183V44L185 43V45H186V47H185V45H183V44H181L182 43V41ZM206 40H204V41H206ZM216 42H215V41ZM239 41V42H236V41ZM242 40H244L243 42H242ZM70 41V42H69ZM72 41H73V43H72ZM84 41V43H86L85 41H87L88 42V45H87V43L86 44H84V43H82ZM127 41L129 42V43H127ZM134 41V42H133ZM141 41V45H139V48L137 47L138 46V42H140ZM146 41V40H145ZM151 41V42H150ZM210 41L212 42V41H214L215 42V44H214V42H213V44H211L210 43ZM231 43H230V42ZM256 43V45H258V46H256L255 45V43ZM76 44H75V43ZM93 42V43H92ZM135 42H136V44L137 45H135ZM144 42V41H143ZM152 42H153V44H152ZM162 42H165L164 43V45H163V43ZM168 42H170L169 44H168ZM180 42V43H179ZM195 42V43H194ZM235 42V43H234ZM17 42H15V44H17V45H20V44H18ZM28 43V44H27ZM39 43V44H38ZM70 43H71V45H70ZM91 45H90V44ZM127 43V44H126ZM134 45V47H136V48H134L133 49V45ZM179 44L178 46L180 47V45H181V51H183L182 53H184V51L185 52H187L188 51V49L190 50L189 51V54L190 55H188V52L185 54V55H188V57L187 56H184V54H182L183 55V57L184 58H180V56H181V51H180V48L178 47V50H177V45H175V44ZM198 43V44H197ZM226 43V44H225ZM253 43H254V45L256 46V48H255V46L253 45ZM61 44V45H60ZM74 44V46H72ZM83 44V45H82ZM128 44H130V45H128ZM161 44L163 45V46H161ZM173 46H172V45ZM211 45V47H212V45L214 46V47H216V48H214V49H217L216 51H214V50H209L211 47H210V45ZM222 44H225V46H223ZM227 44H230L231 46L229 47V45H228V47L226 46ZM234 44V45H233ZM260 44H262V45H260ZM68 45V46H67ZM77 45V46H76ZM86 45V46H85ZM155 46V48H156V50L153 52V50L155 49L154 48V46ZM168 45H169V47H168ZM194 45V46H193ZM199 45V46H198ZM242 45V46H241ZM76 46V47H75ZM88 46V49H90V47ZM132 47V50L130 51V49H131V47ZM152 46H153V48H152ZM182 46L183 47H185L184 48V50H182ZM189 46L190 47H192V49H190L189 48ZM198 48H197V47ZM204 46H206L208 49H206V47L204 48ZM218 46V47H217ZM222 46H223V48H222ZM234 46V49L232 48ZM247 46H249V45H247ZM81 47V48H82ZM130 47V48H129ZM144 47V48H143ZM147 48V50H146V48ZM157 47H158V49H157ZM161 47V48H160ZM163 47H165V48H163ZM166 47H168V49L166 48ZM173 47H175V49L173 48ZM199 47H200V49H202L203 50V48H204V50L201 52V51H198V49H199ZM235 47H238L239 49L240 48H242V49H240L242 52H245V53H242V54H245V55H242V54H240V55H242V58H243V56H244V58L243 59H240L241 57H239L238 56V54L236 53V52H238V49L237 48H235ZM248 48V49H251V48ZM139 49V51H138V49ZM163 48V49H162ZM169 48H171L172 49V52H171V49H169ZM219 48H221V49H226V48H228V50L226 51H224L223 50V52L225 53H227L228 52V54H224L223 52H222V50L221 49H219ZM230 48L232 49V51L230 50ZM244 48V49H243ZM255 48V49H254ZM108 49V50H107ZM126 49L128 50L127 52L129 53V55H128V57H124L125 55H127L128 53L127 52H125L126 51ZM150 49V50H149ZM153 49V50H152ZM161 49H162V51H161ZM165 49V50H164ZM196 49V50H195ZM199 49V50H200ZM235 49H237V51H235ZM258 49H260V48H258ZM110 50H111V52H110ZM116 50V51H115ZM134 50H136V51H138V52H134ZM141 50V51H140ZM148 50H149V52H148ZM164 50V51H163ZM167 50V52H169V54L166 52L165 53V51ZM169 50V51H168ZM173 50H174V54H173ZM205 50H207V51H205ZM230 50V51H229ZM234 50V51H233ZM106 51V52H105ZM133 51V52H132ZM144 51V52H143ZM156 51H157V53H156ZM178 51H180V53L178 52ZM193 51V52H192ZM196 51V52H195ZM212 53H211V52ZM216 52V54H214L213 55V53L214 52ZM241 51H239L238 53H241ZM249 50H248V52H250ZM261 51V50H260ZM90 51H88V52H85L84 54L85 55H89V56H92V55H94L93 54V52L91 53L90 52V54H88ZM108 52V53H107ZM114 52H115V57H114V60L116 59V61H118L117 63H116V61H113L112 59V57L114 56L113 54H114ZM116 52L118 53V54H116ZM146 52V53H145ZM154 54H152V53ZM159 52V53H158ZM161 52H163V53H165V55L163 54V56H161ZM173 54H171V53ZM199 52V53H198ZM204 52V53H203ZM210 52V55L208 54V53ZM220 52V54L218 55V53ZM235 52V53H234ZM87 53V54H86ZM110 53H113V54H110ZM136 53H138V54H136ZM142 53L144 54V55H142ZM150 53V54H149ZM223 53V54H222ZM231 53H234V54H232V56H228V55H230ZM106 54V55H105ZM121 54H122V56H121ZM131 54V55H130ZM140 54H141V56H140ZM152 54V55H151ZM156 54V55H155ZM158 54V55H157ZM160 54V55H159ZM170 54H171V57H168V55L170 56ZM176 54V55H175ZM177 54H180V56L179 55H177ZM211 54H212V56H211ZM235 54H237V56L235 55ZM248 54V55H247ZM104 55V56H103ZM108 55H110V56H108ZM111 55H113V56H111ZM137 56V57H134V56ZM174 55H175V57H174ZM215 55L216 56H218V58L219 59H216V58H214L215 57ZM222 55H224V56H222ZM259 55V56H260ZM106 56V57H105ZM107 56L108 57H110V59L109 58H107ZM131 56L133 57V62L134 61H137V62H135V64H136V66H140V68L143 66V64H147L148 63V65L147 66H149L150 64L152 65V62H153V65H152V67H157V68H160V67H162L161 65H162V63L164 64L163 65V70H161V68L160 69H158V71L159 72H156L157 71V68L154 70L153 68H151V66L149 67V68H147V67H145L146 65H144L143 67H144V69L145 68H147V69H150V71H153V72H155V74L154 75H152V73L149 75L148 73V76H147V74H146V72H144L145 70L143 69V67L141 68V69H139V67H138V69L139 70H137V67H132V66H135V64L134 63H132V60H130V59H132L131 58ZM147 57V59H145L146 57ZM151 56H152V58L154 59V58H157V57H162V58H164V59H166V57H167V60H165L164 61V59L162 60V58H161V60L162 61H164V62H162L161 60H160V58H159V61H161V62H157V61H155L156 59H154V61L156 62V65H157V63L159 64V65H157V66H155V62L152 60V58H151ZM154 56V57H153ZM157 56V57H156ZM173 56V57H172ZM179 56V57H178ZM211 58H210V57ZM214 56V57H213ZM220 56V57H219ZM237 57V58H234V57ZM249 56V57H248ZM124 59V61H122L121 59L122 58ZM143 57H145L144 59H143ZM179 59H178V58ZM186 57V58H185ZM226 57V58H225ZM228 57H232V58H234V59H237V61L236 60H234V59H232V58H228ZM138 60H137V59ZM140 58V59H139ZM168 58H170L171 60H168ZM176 61L174 64L176 65V68H177V66H180L181 64H182V61H181V59L183 60V65L185 66V63H187V61L189 60V64L187 63L186 65H190L189 67H191V62H193V60H194V64L196 63V64H198L197 66H194L193 65V63H192V67H191V70L194 68V70L193 71H199V73H201L202 71V74H201V76H200V78L201 79H199V80H197L196 78H199V77H197L196 76V78H193V77H195V75L198 73H193V72H191L190 73V76L189 77H186L185 78V80H186V82H188L189 80H191V82H190V84H191V86H190V84H189V82L188 83H184V79L182 80V78H180V76L179 75H174L173 74V76H174V78H171V77H173V76H171V77H169L170 75H172V70H175L174 69V66H173V69H172V66H171V63L173 64V62H174V60ZM212 58H214V59H212ZM224 58V59H223ZM109 61H107V60ZM126 59H129V60H127L126 61ZM135 59V60H134ZM143 59V60H142ZM158 59V58H157ZM177 59V60H176ZM186 59V60H185ZM229 59V61H227V60ZM248 59V60H249ZM139 60H142V61H139ZM146 60L148 61L147 63H146ZM179 60L181 61V64L179 63ZM190 60H191V62H190ZM195 60L197 61V62H195ZM256 60H261V63L259 62V61H256ZM102 61H104L105 63H103ZM106 61L108 62V63H106ZM122 61V62H121ZM131 61V62H130ZM149 61H151V63H149ZM172 61V62H171ZM215 61V62H214ZM231 61V62H230ZM236 62V63H233V62ZM239 61V62H238ZM256 61V62H255ZM263 61V62H262ZM99 62H101L100 64H101V66H99L100 64H99ZM112 62H114V63H112ZM123 63V64H121V63ZM140 62H143V63H140ZM165 62L167 63H169V62H171L170 63V65H168V63L167 64H165ZM180 64V65H178V63ZM185 62V63H184ZM238 62V63H237ZM247 62V61H246ZM120 65H119V64ZM258 63H260L259 65H263V68L261 67V66H259L258 67ZM110 64V65H109ZM130 64V65H129ZM133 64V65H132ZM137 64H139V65H137ZM142 66H141V65ZM173 64V65H174ZM202 64V65H201ZM231 64V65H230ZM232 64H233V66H232ZM235 64V65H234ZM236 64H240V65H237V66H239V67H241L242 66V68L240 69H238L237 68V66H236ZM111 65H113L112 67H111ZM117 65H119V66H117ZM125 66L126 65V67H124L125 69H122L123 67H121V66ZM183 65H182V67H183ZM225 65H227V66H225ZM102 66H104V67H102ZM109 66V67H108ZM159 66V67H158ZM166 66V67H165ZM169 66V67H168ZM194 66V67H193ZM202 66H203V68H202ZM232 66V67H231ZM234 66H236V67H234ZM109 69H107V68ZM113 67H115L114 68V70H113ZM116 67L118 68V67H120V70H119V68L118 69H116ZM128 67H132L131 69H129ZM170 67H171V71H169L168 72V70H170ZM181 67V66H180ZM182 67H181V69H182ZM196 67H198V68H202V69H197ZM226 67V68H225ZM228 67V68H227ZM230 67L231 68H233V69H230ZM84 68V69H83ZM96 68H98V69H96ZM103 69V70H101V69ZM106 68V69H105ZM128 68V69H127ZM179 68V67H178ZM184 68V67H183ZM187 67H185V69H186ZM236 68V69H235ZM243 68H244V70L246 69V72H247V70L249 71V70H253V71H249V73L251 72H254V76L253 77H255V78H252L251 76L253 75V74H251L250 73V77H248L249 75V73L248 74H245V73H243L244 72V70H243ZM88 70V71H86V70ZM126 69H127V71H126ZM132 69H134V70H137L138 72L139 71H142L143 73H145V74H143V76L140 74V75H138L139 73L137 72V71H135V72H133L134 70H132ZM143 69V70H142ZM168 69V70H167ZM180 69V70H181ZM197 69V70H196ZM215 69H216V71H215ZM219 69V71L221 72V70H223V71H225L226 70V72L224 73V72H221V76L219 75V71H217ZM225 69V70H224ZM238 69V70H237ZM81 70H83V71H81ZM84 70H85V72H84ZM93 70H94V72H93ZM102 72H101V71ZM116 70H118L117 71V73H115V71ZM128 70H132L131 72H133V75L134 76H132L131 74V72H129ZM160 70H161V72L162 71H164V73L163 74H161L160 73ZM166 70V71H165ZM179 70V69H178ZM189 70V72H190V69L189 68H187L186 70H182L183 72H186V71H188ZM205 70V71H204ZM213 70V71H212ZM229 70V71H228ZM234 70H236V71H234ZM239 70H241V71H239ZM243 70V71H242ZM89 71H91V72H89ZM104 71V72H103ZM124 72L123 74H125L126 72H127V74H125L126 76L128 75L129 77H126L125 75L124 76H122L123 74H122V72ZM149 70H147V72H150ZM201 71V72H200ZM208 71V72H207ZM258 71V72H259ZM68 72V73H67ZM100 72V73H99ZM106 72V73H105ZM113 72V73H112ZM171 72V73H170ZM177 72V69L175 70V73ZM182 72V73H183ZM188 72V73H189ZM228 72V73H227ZM233 74H232V73ZM54 73L53 74H51L50 76H56V74L54 75ZM82 74V75H80V74ZM85 73V74H84ZM93 73H95V74H93ZM112 73V74H111ZM129 73V74H128ZM135 73V74H134ZM156 73H158V75H156ZM166 73V77L168 78V79H170V84L171 85H169V84H167V83H169V82H167V80L168 79H164L163 77H162V79L165 81L164 83L166 84V86L163 88V86L165 85L164 83H162L161 84V82H163V80H160L161 79V77H159V75H164ZM168 73H170L169 74V76H168ZM181 74V71L180 72H177V74ZM188 73H183V74H188ZM193 73V74H192ZM211 74L210 75V79H209V74ZM212 73H215L216 75H219L220 76V78L217 76L216 77V75L215 74H212ZM60 74H58V75H60ZM183 74H181V75H183ZM194 75V76H192V75ZM203 74H204V76L205 77H207V79L204 77V79L202 78L203 77ZM207 74V75H206ZM227 74V75H226ZM258 76H256V75ZM261 74H262V76H261ZM63 75V74H62ZM89 75H88V78L90 79V77H89ZM109 75V77H107ZM117 75V76H116ZM145 75V76H144ZM185 75H183V76H185ZM200 75V74H199ZM225 77H224V76ZM247 75V76H246ZM49 76V77H50ZM63 76H66L65 74L63 75ZM95 76V77H94ZM116 76V77H115ZM135 76H142L141 77V80L139 79L140 77H135ZM150 76V77H149ZM153 76V77H152ZM164 76V77H165ZM187 76V75H186ZM222 76H223V79H221L222 78ZM228 76V77H227ZM244 76H246V77H244ZM261 76V77H260ZM84 77V76H83ZM102 78L103 79V81H104V78L108 81L107 82V85H104L106 82H103V81H101L99 78ZM115 77V78H114ZM122 77V78H121ZM130 77H132V80H133V78H134V80H133V82H129V83H127L128 84V86H127V84L124 86L123 84H124V82H125V80L126 81H130L131 79H130ZM148 77H149V79H150V82H152L153 80L154 81H158L157 79L159 78V81H158V83L159 84H161V85H159V84H156L157 82H152V84L150 85V86H148L149 84H147L148 83V81H149V79H148ZM157 77V78H156ZM217 78V80H216V78ZM229 78V79H227V78ZM96 78V79H95ZM109 78V79H108ZM114 78V79H113ZM116 78H117V80H119V81H123L124 80V82H121V83H123V84H121V83H119V81H117L116 80ZM120 78V79H119ZM128 78V79H127ZM136 78H138L140 81H141V83H140V81H138V79L136 80ZM142 78H144L143 80H142ZM147 79V83H145V81L144 80H146ZM153 78H155V79H153ZM176 78H177V80H182L180 83H178V81L176 80ZM213 78V79H212ZM227 80H225V79ZM256 78H258V79H256ZM77 79H79V81L77 82ZM95 79V80H94ZM111 79V80H110ZM130 79V80H129ZM151 79H153V80H151ZM172 79H173V81L175 82V85H177V83H178V86L179 85H183V84H188V85H186L187 87H185V85L184 86H182V87H180L179 86V88H177L175 85H174V82L172 81ZM192 79L194 80L193 81V83H192ZM195 79L198 81V83H195L196 81H195ZM203 79V80H202ZM209 79V80H208ZM239 79V80H238ZM250 79V80H249ZM28 80V79H27ZM34 80H37V79H34ZM33 80V78H32V81H34ZM85 80H86V82H85ZM113 81L114 80V82H111L110 83V81ZM208 80V81H207ZM235 80V81H234ZM238 80V81H237ZM252 80V81H251ZM29 81H31V78L28 80V82ZM41 80L40 79H38V82L37 81H35L36 83L34 84V82L32 83L31 82V84H33L32 86H30L31 84H29L28 85V82H27V84H26V89L24 90V91H26L27 90V94L26 93H24V94H26V95H29V91L28 90H30V87H31V89H33V90H30V93L31 92H33L34 91V87L37 85L38 86V83L40 82ZM83 81V82H82ZM89 81H90V84H91V86H92V88H94V89H92V88H90V84H89ZM98 81V83L96 84V82ZM139 82L141 85H142V87H141V85L140 86H138V84L136 83V82ZM161 81V82H160ZM169 81V80H168ZM176 81H177V83H176ZM203 81V82H202ZM234 81V82H233ZM95 82V83H94ZM100 82H102V83H100ZM135 82V83H134ZM167 82V83H166ZM173 82V83H172ZM182 82H183V84H182ZM207 82V83H206ZM212 82V83H211ZM30 83V82H29ZM100 83V84H99ZM109 83V84H108ZM113 83V84H112ZM143 83H145V85L143 84ZM211 83V84H210ZM86 84H87V86H86ZM96 84V85H95ZM98 84L99 85H101V86H105V87H100V86H98ZM130 84V85H129ZM133 84H135V85H133ZM193 84H197V85H194L193 86ZM201 84V85H200ZM205 84V85H204ZM209 84V85H208ZM77 85V86H76ZM85 85V86H84ZM94 85V86H93ZM132 85V86H131ZM147 85V86H146ZM211 85V86H210ZM219 85V86H218ZM83 86V89H81V87ZM89 86V87H88ZM111 86H112V88H111ZM129 86H130V88H129ZM133 86H135V87H133ZM139 87V89H138V87ZM144 86H146V87H144ZM193 86V87H192ZM33 87V88H32ZM77 87H79L78 89H80V91L78 92V90H77ZM110 87V88H109ZM115 87H116V89H115ZM121 87V88H120ZM124 87H126V88H124ZM133 87V88H132ZM163 89H162V88ZM167 87H169V88H167ZM176 87V88H175ZM200 87V88H199ZM202 87V88H201ZM29 88V89H28ZM91 89V90H87L86 91V89ZM113 88H114V90H113ZM117 88H118V90H117ZM132 88V89H131ZM148 88V89H147ZM156 88V89H155ZM182 88V89H181ZM209 88V89H208ZM72 89V90H71ZM121 89V90H120ZM131 89V90H130ZM134 89H135V91H134ZM142 89V90H141ZM150 89V90H149ZM154 89V90H153ZM94 90V91H93ZM97 90V91H96ZM113 90V91H112ZM120 90V91H119ZM139 90V91H138ZM149 90V91H148ZM190 90V91H189ZM207 90V91H206ZM70 91V92H69ZM74 91V92H73ZM81 91H82V93H81ZM98 91H99V93H98ZM147 91V92H146ZM193 91V92H192ZM83 92H84V94H83ZM90 92V93H89ZM106 94V96H103V94ZM105 92V93H104ZM120 92V93H119ZM128 92V93H127ZM129 92H131V93H129ZM144 92L146 93V94H144ZM149 92V93H148ZM163 92H165V93H163ZM197 92H199V93H197ZM77 93H79V94H77ZM86 93V94H85ZM89 93V94H88ZM111 93V94H110ZM118 93V94H117ZM141 93H142V95H141ZM75 94H77V96L79 95V98L75 95ZM87 94H88V96H87ZM91 94V95H90ZM93 94V95H92ZM97 94V95H96ZM114 94V95H113ZM125 94H126V96H125ZM148 94H150V99H148L147 97H149V95ZM198 94H199V96H198ZM201 94V95H200ZM206 94V95H205ZM73 95V96H72ZM81 95H83V96H81ZM85 95V96H84ZM94 95H95V99L92 101V99L94 98ZM99 95H101V96H99ZM107 95H108V97H109V100H114V101H116L117 100V102H115V103H117V104H115L114 103V101H113V103H114V105H111L112 106V108H110L111 106H110V104H112V101L110 102L109 100H108V97H107ZM111 95H113L112 97H111ZM115 95H117V96H115ZM123 95V96H122ZM129 95V96H128ZM148 95V96H147ZM155 95H157V96H155ZM81 96V97H80ZM92 96V97H91ZM99 96V97H98ZM102 96L103 97H105V98H103L104 100H101L102 99ZM121 96V97H120ZM128 96V97H127ZM145 96V97H144ZM155 98H154V97ZM171 96H172V98H171ZM188 96V97H187ZM205 96V97H204ZM91 97V98H90ZM107 97V98H106ZM161 97V98H160ZM185 97V98H184ZM74 98V99H73ZM82 98V99H81ZM83 98H85V99H83ZM99 98V99H98ZM112 98V99H111ZM117 98V99H116ZM121 98V99H120ZM76 99V100H75ZM81 99V100H80ZM119 99V100H118ZM142 99V100H141ZM146 99V101H144ZM164 101H163V100ZM169 99V100H168ZM202 99V100H201ZM78 100H79V102H78ZM90 100V101H89ZM100 100L103 102L102 104H101V102H100ZM108 100V101H107ZM155 100V101H154ZM159 100V101H158ZM173 100V101H172ZM217 100H219V101H217ZM251 100V101H250ZM75 101H76V103H75ZM81 101V102H80ZM87 102V101H89L90 102V104H88L89 102H87V103H84V102ZM99 101V102H98ZM106 101H107V103H106ZM143 101V102H142ZM162 101V102H161ZM169 101V102H168ZM201 101V102H200ZM94 102V103H93ZM119 102V103H118ZM121 102H122V104H121ZM147 103V105H146V103ZM149 102V103H148ZM161 102V103H160ZM204 102V103H203ZM92 103H93V105H92ZM97 103V104H96ZM101 105H100V104ZM127 103H128V105H127ZM152 103V104H151ZM158 103V104H157ZM84 104V105H83ZM90 106V107H88V105ZM136 104V105H135ZM139 104V105H138ZM142 104V105H141ZM150 104V105H149ZM116 105V106H115ZM119 107H118V106ZM121 105H123V107L121 106ZM132 105H134V106H132ZM138 105V106H137ZM147 107H146V106ZM203 105V106H202ZM80 106V107H79ZM82 106V107H81ZM83 106H84V108L86 109L85 111L88 113V110H90L89 111V113H88V116H87V113L85 114V112H84V108H83ZM87 106V107H86ZM106 106V107H105ZM110 106V107H109ZM113 106H115V107H113ZM131 106H132V108H131ZM145 107L146 109L148 108V106H150L149 108H151L152 110V112L154 113V114H152L151 113V111H150V109L148 108L147 110H149V113L148 114H145V112L147 111V110H145V108H141V107ZM153 106H155V107H157L156 109H155V107H153ZM97 107H99V109L97 108ZM105 108V109H103V108ZM118 107V108H117ZM140 107V108H139ZM204 107V109H202ZM83 108V109H82ZM96 109L95 111H94V109ZM102 108V109H101ZM119 108H121V109H119ZM130 109V111H129V109ZM205 108H207V109H205ZM76 109V110H75ZM124 109H126V111L124 110ZM139 109H141V111H142V113H141V111L139 110ZM80 110H82V111H80ZM92 110V111H91ZM98 110V111H97ZM101 110V111H100ZM121 110V111H120ZM134 110H136V111H134ZM170 110V111H169ZM79 111V112H78ZM100 111V112H99ZM110 111V112H109ZM118 111V112H117ZM123 111L124 112H126V113H123ZM128 111V112H127ZM134 113H133V112ZM138 111V112H137ZM201 111V112H200ZM206 111V112H205ZM78 112V113H77ZM83 112H84V115H82L83 114ZM90 112H91V114H90ZM97 112H98V114H97ZM106 112V113H105ZM112 112V113H111ZM114 112V113H113ZM148 112V111H147ZM169 112V113H168ZM171 112V113H170ZM93 113L95 114V116L93 115ZM108 113V115H112L111 117L110 116H108V115H105V114H107ZM117 113V114H116ZM118 113H119V115H121V116H119L118 115ZM145 115H144V114ZM163 113V114H162ZM165 113H166V115H165ZM173 113V114H172ZM205 113V114H204ZM79 114H81L80 116H78ZM127 114H129V115H127ZM133 114H135L134 116H132ZM136 114H137V116H136ZM143 114V115H142ZM152 114V115H151ZM162 116H161V115ZM170 114V115H169ZM172 114V115H171ZM114 115V116H113ZM122 115H125V116H122ZM139 115V116H138ZM147 115H149L150 116V118H149V116L147 117ZM154 115V116H153ZM159 115V116H158ZM201 115H203V116H201ZM78 116V117H77ZM82 116H84V118L82 117ZM94 118V120H93V118ZM116 116V117H115ZM143 116H145V118H146V120L144 121V120H142L143 121V123H142V121H141V119H144V117ZM152 116V117H151ZM104 117V118H103ZM110 117V118H109ZM131 117V118H130ZM135 118V120L133 119V118ZM140 118V121H139V118ZM160 117V118H159ZM199 117V118H198ZM90 118L92 119V120H90ZM97 118H99V119H97ZM105 118H107V119H105ZM115 118V119H114ZM119 118V119H118ZM127 118H128V120H127ZM131 120H130V119ZM80 121H79V120ZM84 119V120H83ZM96 119V120H95ZM149 121H148V120ZM151 119H152V121H151ZM154 119V120H153ZM156 119V120H155ZM195 119V120H194ZM196 119H198V121H196ZM111 120H113V121H111ZM116 120V121H115ZM122 120V121H121ZM125 120H127V121H125ZM138 120V121H137ZM229 120V121H228ZM232 120V121H231ZM94 121H96L95 123H94ZM102 121V122H101ZM129 121H131V122H129ZM153 121H155L154 123H153ZM195 121V122H194ZM88 122V123H87ZM104 122H108L107 124L105 123L104 124ZM111 122V126L109 127V123ZM116 122H118V123H116ZM120 122H122V123H120ZM137 122H138V124H137ZM150 124H149V123ZM225 122H226V124L228 123L229 124V126H231L230 128L231 129H229V126H226V124H225ZM89 123L91 124H94V125H90L89 126ZM97 123H101V126L99 125V124H97ZM116 123V124H115ZM124 123H125V125H124ZM132 123H134L133 125H132ZM151 123H153V124H151ZM232 123V124H231ZM96 124H97V128L95 129L94 128V126H96ZM103 124V125H102ZM109 124V125H108ZM113 124H115L114 126H113ZM118 124H119V127H117L118 126ZM127 124H129V126L127 125ZM132 126H131V125ZM135 124H137V126L135 125ZM141 124V125H140ZM147 124V125H146ZM227 124V125H228ZM231 124V125H230ZM121 125H123V126H121ZM134 125H135V127H134ZM143 125V126H142ZM205 125V126H204ZM207 125V126H206ZM224 125V126H223ZM103 126V127H102ZM107 128V126H108V130H110V129H117V131L116 130H110V131H113L114 132V134H113V132L111 133L110 131V134H109V132H108V130H107V133H106V131H104L103 133H102V130H103V128H105V127ZM121 126V127H120ZM131 126V127H130ZM147 128H146V127ZM149 126H151V128L149 127ZM153 126V127H152ZM203 126V127H202ZM213 126H215L216 128H214ZM222 127V128H220V127ZM91 129H90V128ZM100 127V128H99ZM102 127V128H101ZM113 127V128H112ZM117 127V128H116ZM126 127V128H125ZM139 127V131L141 130V132L143 133H140L138 130H137V128ZM145 127V128H144ZM155 127H156V129H155ZM226 127H227V129H229V130H225L226 129ZM86 128H87V130H86ZM94 128V129H93ZM119 128V129H118ZM123 130H122V129ZM150 128V129H149ZM153 128V129H152ZM161 128V129H160ZM204 128V130H202ZM208 129L209 131L210 130H212L211 132H212V134L210 135V138L211 137H215L214 139L213 138H211V142H212V139L214 140L213 142H212V144H214V145H212L211 143H210V141H209V131L207 130V132L205 133L204 131L206 130V129ZM212 128V129H211ZM223 128H224V130H223ZM243 130H242V129ZM245 128V129H244ZM249 128L251 129V131H248L249 130ZM88 129H90V130H88ZM98 129V130H97ZM125 129H126V131H125ZM134 129H136L135 130V132L136 131H138V132H136L137 134H138V136L140 135V137H138V140H139V138H142L143 136L144 137H146V136H148V139H154L153 140V142H156V146L154 147V145H153V142H151V140H150V142L152 143V144H150V142L149 143H142L140 140V142H138V140H136L134 137L137 135L135 132H134ZM145 129V130H144ZM146 129H147V131H146ZM155 129V130H154ZM167 129V130H166ZM213 129L215 130V131H217L218 130V132H220V131H222V133L220 132V134L222 135V138H218V137H221L220 136V134L219 135H217L216 133L217 132H215V131H213ZM233 129V130H232ZM247 129V130H246ZM94 130H96V131H98V132H100V133H98V132H96L95 133V131ZM105 130V129H104ZM121 130V131H120ZM129 130H131V132L129 131ZM133 130V131H132ZM145 131V134H144V131ZM157 130V131H156ZM163 130V131H162ZM164 130L166 131L165 133H164ZM169 130H171V131H169ZM197 130V131H196ZM240 130L241 131H244V133L243 132H240ZM123 131V132H122ZM187 131H189V132H191L190 134H189V132L187 133ZM201 131V132H200ZM223 131H224V133H223ZM233 131V132H232ZM237 131H239L241 134H244V136L243 135H241L240 133H238ZM90 132V133H89ZM115 132H118L119 134H120V132H122L121 134L122 135H119L118 133H115ZM148 134H147V133ZM163 134H165L164 136L163 135H161V133ZM167 132H168V134L169 135H167ZM174 132H176V134L174 133ZM195 132V133H194ZM197 132V133H196ZM230 132H232V133H230ZM98 133V134H97ZM126 133V134H125ZM127 133H128V135L130 136H128L127 135ZM130 133H132L133 135H134V137L132 138L131 136H132V134L130 135ZM135 133V134H134ZM153 133V136H154V138H151L152 137V135H150V134H152ZM172 133H173V137H174V135H175V138H173L172 137ZM207 134V137L209 138H207L206 137V135L204 134L203 136H202V134ZM213 133H215L216 135H217V137L216 136H214L215 134H213ZM233 133H234V135L236 136V140H234L235 138L233 137L234 135H233ZM96 135V136H94V135ZM102 134V135H101ZM113 134V135H112ZM157 134V135H156ZM178 134V135H177ZM179 134H181V135H179ZM186 134V135H185ZM229 134V135H228ZM247 134V135H246ZM250 134V135H249ZM255 134H257V135H255ZM90 135V136H89ZM104 135V136H103ZM107 135V136H106ZM116 135H118V136H116ZM125 135H127V137H128V140H127V137H125ZM143 135V136H142ZM155 135H156V137H155ZM171 135V136H170ZM189 135H190V137H189ZM193 135V136H192ZM196 135V136H195ZM201 136L202 138H204V141H205V139H207V142H205V143H208V144H202L203 142H201V139L202 138H200L199 136ZM213 135V136H212ZM227 135V136H226ZM237 135H241V136H243V137H245V138H241V139H246V137L248 138L247 140H243L244 142H242L241 144H240V141H242V140H240V139H238L239 137H241V136H237ZM253 135V136H252ZM255 135V136H254ZM101 136V137H100ZM122 136V137H121ZM151 136V137H150ZM159 136V137H158ZM170 136V139L168 138ZM176 136H177V138H176ZM180 136L182 137V138H180ZM188 136V137H187ZM224 136V137H223ZM230 136V137H229ZM250 136V137H249ZM253 138H252V137ZM260 136L263 140H262V142H260L258 145L259 146H261L262 144V146L259 148V146L257 145V143L259 142L258 141V137ZM92 137V138H91ZM96 137H98V139L100 140V143L98 144V142L97 141H99ZM108 137L109 139H107V141H108V144H107V142L105 141V142H103L106 138ZM110 137H113L112 139L110 138ZM120 137V138H119ZM150 137V138H149ZM194 137H195V139H194ZM197 137V138H196ZM227 139H226V138ZM231 137H233L234 139H231ZM238 137V138H237ZM255 137V138H254ZM257 137V138H256ZM259 137V140L261 139ZM87 138H90L89 140L87 139ZM93 138H95V143L93 142L92 143V141L94 140ZM103 138V139H102ZM105 138V139H104ZM117 138H118V140H117ZM125 138V139H124ZM136 138H137V136H136ZM156 138V139H155ZM160 138H162V139H160ZM171 138H173V139H171ZM188 138V141L187 140H185V142L187 141V143H189V145L187 146V143H185L183 140L184 139H187ZM217 138V139H216ZM75 139H77V140H75ZM93 139V140H92ZM97 139V140H96ZM115 139H116V141H115ZM119 139L122 141L123 139H124V141L122 142L123 143V149L121 148V146H120V144H122L121 142H118L119 141ZM130 139H132V140H130ZM135 139V140H134ZM145 139H147V138H145ZM147 139V140H148ZM157 139H159V141L157 140ZM165 139V140H164ZM168 139L169 140H172V141H170V143L168 142ZM178 139V141H176ZM191 139V140H190ZM198 139V140H197ZM216 139V140H215ZM224 139V140H223ZM229 139H231V141L229 140ZM239 140V142H238V140ZM254 139H257L256 141H255V146H254V141L252 142V140H254ZM82 140L84 141V142H82ZM102 140V141H101ZM109 140H110V142H111V144L112 143H114V144H117V145H119V146H115V145H111L110 143H109ZM127 140V141H126ZM194 140V141H193ZM217 140H221V142L223 141V143L225 142V140L229 143V141L231 142L229 145H228V143L226 144V142L224 143V144H222L221 142H220V144H218V145H216V146H219V145H223V146H225L226 147V150L224 151V149H225V147H223V146H221V148L219 149V148H216V152H215V150H213V146H214V149H215V144H217ZM229 140V141H228ZM251 141L252 142V144H251V142L250 143H248L247 144V141ZM115 141V142H114ZM133 142V141H135V143L136 142H138L139 143V145L135 148L136 150H134V152L132 151V147L130 146V144H134L135 145V143H129L128 144V142ZM146 140H144L143 139V142H145ZM149 141V140H148ZM160 141H162L161 142V145L158 143V142H160ZM164 141H165V143H164ZM180 141V142H179ZM197 141V142H196ZM219 141H218V143H219ZM234 141H236V143H234L233 145H235V147L232 145V143L234 142ZM258 141V142H257ZM69 142V143H70ZM81 142V143H80ZM87 142V144H85ZM92 144H91V143ZM103 142V143H102ZM172 142V143H171ZM175 142V143H174ZM192 142V143H191ZM194 142V143H193ZM216 142V143H215ZM257 142V143H256ZM71 143H70V145H71ZM88 143H90V145H88ZM102 143V144H101ZM127 144V146H126V144ZM137 143V144H138ZM157 143H158V145H157ZM177 143V144H176ZM197 145H196V144ZM262 143V144H261ZM82 144H84L83 146H82ZM94 144V145H93ZM98 146V148H99V150H94V149H96V145ZM104 144V145H103ZM112 146V148L114 149V150H112V148H111V146ZM136 144V145H137ZM145 145L146 147V149H144L143 150V148H144V146L143 147H139L140 145ZM147 144H150V145H153V147H154V149H152V146H151V148H150V145H149V147H148V145ZM165 144H166V146H165ZM171 144V145H170ZM181 144V145H180ZM184 144H185V146H184ZM191 144V145H190ZM192 144H193V146H192ZM198 146V147H200V150H199V148H197L196 146ZM210 144H211V146H210ZM227 146H226V145ZM249 144L252 146L253 145V147L254 148H256V146L259 148V152L258 151H256V152H254V153H257L258 154V156H259V158H258V156H257V158L259 159H257L256 157H254L255 155H254V153L252 152V149H253V147H251V146H249ZM14 145H16L17 147H15ZM12 147L15 149L16 148V150H19V146H18V144H14ZM100 145V146H99ZM163 145V146H162ZM171 147H169V146ZM172 145H173V148H174V150L172 149ZM179 145V146H178ZM200 145H204V146H200ZM209 145V146H208ZM230 145H232L234 148H238L237 150L239 151V150H242V151H237L236 149H234L232 146H231V148H230ZM237 145H239L238 147H237ZM248 145V146H247ZM68 146H69V144H68ZM89 146H91L90 148H89ZM93 146V147H92ZM104 146V147H103ZM110 146V147H109ZM114 146V147H113ZM126 146V147H125ZM128 146H129V148L131 147V149L130 150H127V151H125L124 152V148H125V150H126V148L128 149ZM133 146V145H132ZM161 146V147H160ZM206 146H208V149H206V151L205 150H203L204 148L203 147H205L206 148ZM245 146V147H244ZM1 147V146H0ZM11 147V148H12ZM71 147V146H70ZM80 147H84L83 149H81ZM87 147V148H86ZM105 147L106 148H108V150L107 149H105ZM139 147V148H138ZM148 147V148H147ZM158 149H157V148ZM163 147L165 148V149H163ZM175 147L177 148V147H179L178 149H176L175 150ZM186 147V148H185ZM188 147H191V148H188ZM210 147H212L211 149H210ZM228 147V148H227ZM241 147H244L245 149L246 148H250V150H251V152L250 151H248V149H244L243 150V148L241 149ZM3 148H5L4 147V145H2V147L0 148V151L3 149ZM12 148V150H14ZM18 148V149H17ZM94 148V149H93ZM97 148V149H98ZM101 148V149H100ZM116 148H118L117 149V151H116ZM156 148V149H155ZM196 148V149H195ZM72 149V148H71ZM86 149H88V152L87 151H85ZM102 149L104 150V152H102ZM109 149H110V151H109ZM134 149V148H133ZM140 149V150H139ZM142 149V150H141ZM149 149H151V150H148ZM193 149H195L196 151H194L193 152ZM219 149V151H220V153H221V150L222 151H224L221 155L220 154H218L217 153V150ZM5 149H3V151H4ZM16 150H14V151H16ZM89 150H90V152H89ZM95 152H94V151ZM121 150V151H120ZM123 150V151H122ZM146 150V151H145ZM162 150V151H161ZM171 150V151H170ZM201 150H202V152H201ZM229 150H236V152L234 153V151H232L233 153H230L229 154ZM256 150V149H255ZM254 150V151H255ZM85 151V152H84ZM106 151H109L110 152V154L112 155V156H115V154L116 153H114V154H112L113 153V151H115V152H119L118 154H119V156H118V154H116L117 156H115L114 158H112V159H110L111 158V155L109 156V152L108 153H106ZM128 151H130V152H128ZM139 151V152H138ZM145 151V152H144ZM170 151V152H169ZM173 151V152H172ZM198 151H200L199 152V154H198ZM214 151V152H213ZM248 151V152H247ZM261 151V152H260ZM83 152V153H82ZM103 153V155H102V153H101V155L100 154H98V153ZM122 152V153H121ZM129 153V156H126L125 154H128ZM132 152V153H131ZM166 152V153H165ZM179 152V153H178ZM181 152V153H180ZM187 152H188V154H187ZM192 152H193V154H192ZM227 152V153H226ZM231 152V151H230ZM240 152H241V154H240ZM244 152H246L245 154H246V156H245V154H244ZM84 153H86V155H84ZM90 153H91V155H90ZM95 153V154H94ZM96 153H97V155H96ZM104 153H106V154H108V156L106 155V157H103V156H105L104 155ZM124 153V154H123ZM135 155H134V154ZM137 153H140V154H137ZM142 153H144L143 155H142ZM147 153H149L148 154V157H150V160L151 161H149V159H148V157H146V155H147ZM162 153V154H161ZM196 155H195V154ZM200 153H202V155L200 154ZM228 155V156H226V154ZM239 153V154H238ZM253 153V154H252ZM261 153V155H263L262 157H261V155H259ZM94 154V155H93ZM121 154V155H120ZM152 154V155H151ZM223 154H225V155H223ZM244 154V155H243ZM89 155V156H88ZM93 155V159L94 158H96V160H99V158H100V160L101 161H104L105 160V158H108V159H106L105 161L107 162V163H110L111 161H112V163H111V165H114V163L113 162H115V164L116 165H114L115 167H118L119 169L118 170H116L115 169V167L113 166H111V165H107L109 168H111L112 167V170H116L115 172L113 171L112 172V170H111V179H112V181H111V179L107 176L108 174H110V170L107 168V166L105 167V161H104V164H102V162L101 161H97L96 162V160H95V162L93 163V160H92V158H88V157H91ZM98 155H100L99 156V158H97L98 157ZM123 155H124V157H123ZM133 155V156H132ZM139 155V156H138ZM141 155V156H140ZM161 155V156H160ZM217 155H219V157L217 156ZM230 155V156H229ZM236 155V156H235ZM240 155H241V157H240ZM248 155H251V156H249V157H247ZM87 156V158H85ZM95 156V157H94ZM97 156V157H96ZM122 156V157H121ZM135 156H136V158H135ZM144 156V157H143ZM153 156V157H152ZM199 156V157H198ZM239 157V159L241 158L242 160H243V162H242V164H241V166H239V170L241 169L240 167H242L245 163H244V161L246 160H249V158L251 157V160L250 161H252V160H255L256 161V159H257V161H256V163H255V161H252V163H250V161H247V163H250V164H252V165H249V166H247V167H243L240 171L238 170V171H236L235 172V170H237L238 169V165L236 164V163H239V162H236V161H238L239 159H236V158H238ZM244 156H245V159H244ZM103 157V158H102ZM126 157V158H125ZM130 157V158H129ZM142 157V158H141ZM159 157V158H158ZM248 159H247V158ZM253 157V158H252ZM116 158V159H115ZM117 158H119V163H120V165L122 164V162H124L123 164H122V168H121V166L119 167L118 165V161H117ZM125 160H124V159ZM128 158V159H127ZM135 158V159H134ZM152 158V159H151ZM204 158H205V160H204ZM234 158V159H233ZM89 159H90V162H89ZM115 159V160H114ZM130 159L132 160V161H130ZM141 159L142 160H144V162L143 161H141ZM153 159H154V161H153ZM156 159V160H155ZM236 159V160H235ZM240 159V160H241ZM110 160V161H109ZM124 160V161H123ZM128 162H127V161ZM136 160V161H135ZM140 160V161H139ZM146 160V161H145ZM204 160V161H203ZM234 160H235V163H234ZM241 160V161H242ZM84 161V163H82ZM158 161H160L161 162V164L158 162ZM202 161V162H201ZM214 161H216V162H214ZM241 161H240V163H241ZM133 162H135V163H133ZM140 162H141V164H140ZM148 164V169H150L153 165L152 164H155L154 165V167H152L151 168V171L150 170H148L147 171V169H146V163ZM152 162V163H151ZM163 162V163H162ZM192 162V163H191ZM227 163V165H226V163ZM231 162V163H230ZM80 163H82V165L80 164ZM95 165H93V164ZM101 163V164H100ZM157 163V164H156ZM168 163V164H167ZM201 163V164H200ZM202 163H204V165L202 164ZM213 163V164H212ZM254 163V164H253ZM100 166H99V165ZM125 164V165H124ZM129 164H132V166L133 167H135V168H133V167H131V165L129 166ZM140 165V167H139V165ZM142 164H145L144 166H141ZM150 164H151V167L149 168V166H150ZM190 164V165H189ZM193 164V165H192ZM209 164V165H208ZM211 164H212V166H211ZM215 164V165H214ZM233 164H235L236 165V167H237V169L234 167L233 168ZM78 165V166H79ZM96 165H98V167H96ZM101 165H104V166H101ZM134 165H137V167L136 166H134ZM182 165V166H181ZM187 165V166H186ZM201 166V167H199V166ZM214 165V166H213ZM231 165H233V166H231ZM240 165V164H239ZM263 165H264V161H263ZM159 166H161V167H159ZM168 166V167H167ZM171 166H172V168H171ZM185 167V169H184V167ZM192 166V167H191ZM197 166V167H196ZM223 166H224V168H223ZM226 166L227 167H232L231 168V170L233 169L234 171H233V173L229 170V169H227V170H229V171H227V172H225V170H222V168L223 169H226ZM251 166V168L250 169H248V167H250ZM253 166V167H252ZM21 167H22V169H21ZM21 167H19L20 169H21V171L22 170H24V168H23V166H21ZM24 167H26L25 165H24ZM123 167H124V169H123ZM127 168V171H126V168ZM142 167H144V168H142ZM155 167H158V168H160V169H158V168H155ZM162 167H165V168H167L166 170H165V168H162ZM170 167V168H169ZM174 167V168H173ZM176 167H178V168H176ZM181 167V168H180ZM190 167V168H189ZM210 167H214V169H213V171H212V173H211V170H212V168H210ZM221 167V168H220ZM103 169L104 170V168H106V170L109 172H106V170H104L103 171V173H101L102 172V170L100 169L99 171L97 170V169ZM136 168H138V169H136ZM157 169V170H155V169ZM189 168V169H188ZM199 168V169H198ZM202 168V169H201ZM208 168H209V170H208ZM19 169V170H20ZM96 169V170H95ZM121 169L123 170V171H121ZM140 169V170H139ZM143 169H144V171L146 170V172H144L143 171ZM173 169H174V171H173ZM178 169V170H177ZM191 169H193V170H191ZM195 169H197V171H195ZM205 169H207L208 170V172H207V170H205ZM215 169H219V173H220V169H221V171H223V172H221L220 174L218 173V172H216V171H214ZM27 170H29L28 169V167H27ZM133 170H135V171H133ZM156 171L155 173H153V171ZM159 170V171H158ZM162 170V171H161ZM169 170H171V172L169 171ZM180 170V171H179ZM182 170H184V171H182ZM188 170V171H187ZM200 170V171H199ZM249 170H252V171H249ZM254 170V171H253ZM25 171V170H24ZM94 171V172H93ZM97 173H96V172ZM118 171V172H117ZM126 171V172H125ZM138 171H139V173H138ZM143 171V172H142ZM158 171V172H157ZM164 171V172H163ZM178 173H176V172ZM182 171V172H181ZM190 171V172H189ZM199 171V172H198ZM201 171H203V172H201ZM121 172V173H120ZM142 172V173H141ZM148 172V173H147ZM152 172V173H151ZM166 172V173H165ZM181 172V174H179ZM185 172H187V174L189 173H191V175H193V176H191V175H187ZM193 172V173H192ZM204 172H207L206 174H204ZM214 172H216V174H218L219 176L218 177H220V178H217V175L216 176H214ZM251 172H253L256 176H254V174H252ZM10 173H12V172H10ZM25 173H28L29 174V171L28 172H26L25 171ZM24 173V174H25ZM96 173V174H95ZM106 173V174H105ZM113 173V174H112ZM114 173H116V177H115V175H114ZM120 173V179L122 180V182H120V181H118L116 178L117 177H119L118 176V174ZM123 173V174H122ZM141 173V174H140ZM144 173V174H143ZM149 174L148 176H147V174ZM163 173V174H162ZM174 174V175H172L171 176V174ZM199 173V174H198ZM203 173V174H202ZM223 173H225V174H223ZM227 173V174H226ZM229 173V174H228ZM95 174V175H94ZM100 174V175H99ZM103 174H105V175H103ZM122 174V175H121ZM124 174H125V176H124ZM146 174V175H145ZM151 174H153V175H151ZM156 174V175H155ZM160 174L161 175H163V177H161L160 176ZM167 174H168V179L166 178L167 177ZM194 174H196V175H194ZM203 176H202V175ZM258 174H260V177H259V175ZM1 175V174H0ZM8 175H10V174H8ZM103 175V176H102ZM113 175V176H112ZM140 175V176H139ZM151 175V176H150ZM175 175H176V177H175ZM184 175V176H183ZM198 175V176H197ZM200 175V176H199ZM211 175H213L215 178H217V179H215L214 177H211ZM252 175H253V177H252ZM100 176V177H99ZM104 177V178H102V177ZM107 176V177H106ZM128 176V177H127ZM131 176V177H130ZM139 176V177H138ZM146 176H147V178H146ZM155 176H156V179H158L159 178V176H160V178L156 181V179H155ZM164 176H166V177H164ZM170 176V177H169ZM181 176V177H180ZM185 176H186V178H185ZM187 176H189V177H187ZM209 176V177H208ZM242 176H244L243 178H242ZM251 176V177H250ZM259 177V179H258V177ZM263 176V177H262ZM1 177V176H0ZM115 179H114V178ZM123 177H127V181L126 180H123ZM132 177H134V178H132ZM147 179V181L145 182V183H143L144 181H145V178ZM149 177H150V179H151V177H152V180H153V182H150V180H149ZM174 177V178H173ZM180 177V178H179ZM190 177H192L191 179H190ZM206 177H208V178H206ZM241 177V178H240ZM105 178H106V180H107V183H105V184H101L102 182H103V180L104 181H106L105 180ZM124 178V179H125ZM132 178V179H131ZM143 178V179H142ZM161 178H165L164 179V181H167L166 182V184L169 182L170 184H172V185H170L169 183H168V185H169V187H171L172 186V188H175V189H172L171 188V190L169 189V187H167L166 188V186H168V185H166L165 184V182L163 181L162 182V180L163 179H161ZM177 178H179V179H177ZM189 178V179H188ZM197 178V179H196ZM260 178H261V180H260ZM102 180L101 182H100V180ZM109 179V180H108ZM113 179L114 180H117V181H115L114 183L116 184V183H120V184H122V187L121 186H119L118 184H117V186H118V189H125L126 188V185H124V184H126V182H133V184H129L128 185V183H127V188L129 189H127V191H129V192H131L130 191V189H134L129 195L131 196V194L132 193H134V192H136V190H138L139 191V193H140V191H141V193L138 195V192L135 194L134 193V196H133V194H132V199L133 198H136L137 200L136 201H134V199H133V201L136 203V205L137 204H141V202L142 203H144L145 201L144 200H146V207H147V205H149V204H151V205H149V207H151V206H153V208H152V210L151 209H149V210H151V211H149V213L147 212L148 211V207L147 208H145V206H144V204H143V209H145V210H143L142 211V204L140 205V207H138V205L136 206L135 205V203H133V202H129V200L131 201L132 199H129V198H131V197H129L128 196V193L129 192H126L124 189L122 190V193L121 194H119L120 192L119 191H121V190H119L118 191V189H117V187H115V184L113 185ZM119 179V178H118ZM119 179V180H120ZM185 179V180H184ZM194 179V180H193ZM222 179V180H221ZM129 180V181H128ZM134 180V181H133ZM139 180V181H138ZM143 180V181H142ZM148 180H149V183H148ZM151 180V181H152ZM159 180H161V182H160V184H159ZM192 180H193V182H192ZM258 180H259V182H258ZM264 180V179H263ZM110 181H111V183H112V185L111 186H114V189H115V191L117 192L118 191V195L116 196L115 194H116V192H114V189H113V191L111 190L110 191V189L112 188L110 185H108V187H107V184H111L110 183ZM125 183H124V182ZM155 181H156V183H155ZM219 181V182H218ZM136 182V183H135ZM190 182V183H189ZM217 182V183H216ZM225 182H226V184H225ZM244 182V183H243ZM248 182V183H247ZM140 183V184H139ZM142 183V184H141ZM159 185H158V184ZM216 183V184H215ZM250 183H251V185H250ZM261 183V187L263 188V192L261 191V187L259 186V184ZM164 184H165V186H164ZM174 184V185H173ZM217 184H221V185H217ZM224 186H223V185ZM257 184V185H256ZM103 185H104V187H103ZM131 185V186H130ZM133 185H135V186H137V187H133ZM142 185H144V188L142 189L141 188V186ZM148 185L149 186H151V187H149L148 188ZM161 185H163V187L161 186ZM225 185H226V187H225ZM99 188V189H97V187ZM108 188H106V187ZM110 186V187H109ZM125 186V187H124ZM129 186H130V188H129ZM174 186V187H173ZM217 186L219 187V188H217ZM220 186H221V188H220ZM255 188H254V187ZM103 187V188H102ZM120 187V188H119ZM133 187V188H132ZM140 189H139V188ZM143 187V186H142ZM145 187H146V190L147 189H149L148 191L149 192H147L146 191V193H145ZM155 187V188H154ZM165 187V188H164ZM180 188V189H178V188ZM222 187H224V188H222ZM247 187H248V189H247ZM100 188H102V189H100ZM106 190H105V189ZM110 188V189H109ZM137 188V189H136ZM151 188H152V190H151ZM158 188H160L159 190H158ZM162 188V189H161ZM182 188H184V189H182ZM136 189V190H135ZM154 189V190H153ZM169 189V190H168ZM176 189H178V191L179 192H181V193H179V192H177V190ZM257 189V190H256ZM166 190V191H165ZM174 190V191H173ZM105 191V192H104ZM107 191H110V192H114V193H107ZM123 191H125V194H127V197H128V200L126 199L127 197H124V196H126L125 194H124V192ZM144 191V192H143ZM162 191V192H161ZM163 191L165 192V193H163ZM168 191V192H167ZM169 191H171V192H169ZM175 191L177 192V193H175ZM260 191V192H259ZM95 192H96V194H95ZM145 193V194H143V193ZM151 192V193H150ZM159 192H161V193H159ZM167 192V193H166ZM173 192L175 193V195L173 194ZM183 192V193H182ZM184 192H185V195H184ZM107 193V195H105ZM148 193H150V194H148ZM152 193H153V195H152ZM168 193H170L169 195H168ZM172 193V194H171ZM179 193V194H178ZM187 193V194H186ZM109 194H112V195H109ZM122 194H124V195H122ZM142 194V195H141ZM165 194V195H164ZM178 194V195H177ZM180 194H182V195H180ZM189 194H191V195H189ZM93 195V196H94ZM120 195H122V196H120ZM138 195V197L140 196V197H145V198H143V201L140 199V201H139V198H137V197H135V196H137ZM150 195V196H149ZM152 195V196H151ZM155 195V196H154ZM162 195H164L163 197H162ZM180 195V196H179ZM190 197H189V196ZM104 196V197H103ZM106 196H107V200H105L106 199ZM108 196H111V197H109L108 198ZM120 196V197H119ZM160 196L162 197V198H160ZM167 196V197H166ZM173 196H176V198H172ZM177 196H178V198H177ZM182 196V197H181ZM185 196H187L186 198H189V200H187L186 198H183V197H185ZM101 199H100V198ZM102 197H103V199H102ZM116 197V198H115ZM120 198L121 200H117V198ZM121 197H123V199L125 198V201H123V202H125V205H128V207H126L125 208V210H127V212L125 211V210H123L124 209V204H119L118 203V201L120 202V201H122L123 199L121 198ZM147 197H148V199H147ZM158 197H159V202H160V204H159V202L157 201L158 200ZM165 197V198H164ZM179 197H181V198H179ZM97 198H99V199H97ZM157 198V199H156ZM169 198V199H168ZM172 198V199H171ZM191 198V199H190ZM194 198V199H193ZM113 199H116L117 200V202H115V204H112L113 203ZM151 199V200H150ZM161 199H162V204H161ZM164 199V200H163ZM173 199H176V204H175V200L173 201ZM181 199H183V201H185V202H182L183 203V205L181 204V202H180V200ZM97 200V201H96ZM108 200H110V202H112V203H110ZM112 200V201H111ZM150 200V201H149ZM173 201V202H171V201ZM192 200V201H191ZM194 200V201H193ZM93 201H96L95 203L93 202ZM104 201H106V202H109V203H105ZM115 201V200H114ZM151 201H152V203L154 204H152L151 203ZM154 201V202H153ZM156 201V202H155ZM179 201V202H178ZM188 201V202H187ZM189 201H190V203H189ZM139 202V203H138ZM163 202H169V203H167V205H169V204H171L172 206V208H171V210H172V212L171 213H169V212H167L166 213V211H168V209H170L169 208V206H167L166 205V203H163ZM171 202V203H170ZM127 203V204H126ZM131 204V207L129 206V204ZM173 203V204H172ZM182 205V207L180 206V204ZM186 203H188V204H186ZM196 203V204H195ZM71 204H73L72 202H71ZM71 204H70V206H71ZM111 206H110V205ZM116 204H118V207H119V205L121 206V207H123L122 209L120 208V210H122L123 211V213H122V211H120L119 210V214H116V211H117V213H118V210L117 209H119L118 207H117V205ZM133 204H134V206H133ZM155 204H156V206H155ZM186 204V205H185ZM192 204V205H191ZM195 204V205H194ZM108 205V206H107ZM161 205V206H160ZM175 205H177V206H179L180 208H183V212H184V214H185V217L183 216L184 214H182V209L180 210L177 206V209H175L174 211H176V210H180L181 211V214L180 215H182V217L181 216H179V212L180 211H177V212H174L173 211V207ZM256 205V206H255ZM262 206V208L260 207V206ZM73 206V205H72ZM71 206V207H72ZM112 206H114V208H113V210H112V213H110L111 212V209H112ZM165 206V207H164ZM193 206V207H192ZM194 206H196V207H194ZM250 206H251V208H250ZM70 207V208H71ZM157 207V208H156ZM159 207H161V208H159ZM175 207V208H176ZM246 207H248L249 209H247ZM256 207V208H255ZM260 207V208H259ZM110 208V210L109 211H107L108 209ZM136 208V209H135ZM139 208H141V209H139ZM166 208V209H165ZM168 208V209H167ZM211 209V211H210V209ZM245 208H246V210H245ZM253 208H255V209H253ZM115 209V210H114ZM130 209H135V210H141V211H136V213H139V214H136L135 213V210L134 211H132V210H130ZM163 209V210H162ZM200 209H201V211H200ZM97 210H99V208H97ZM162 210V211H161ZM206 210H208V212H204V211H206ZM213 210V211H212ZM113 211H115V212H113ZM125 211V212H124ZM130 211V212H129ZM146 211V213H144ZM199 211V212H198ZM108 213V214H113V213H115V214H113L114 216H112V217H109V216H111V215H104L105 213ZM135 213V216L133 215L134 213ZM143 214H141V213ZM164 212V213H163ZM202 212V213H201ZM106 213V214H107ZM128 215H127V214ZM133 215H131V214ZM161 213V214H160ZM162 213H163V216H162ZM166 213V214H165ZM169 213V214H168ZM198 213H199V216L201 217H199L198 216ZM243 213V214H242ZM120 214H122V215H120ZM145 214L146 215H148L149 217H147V216H145ZM169 215V217H171L170 219H171V221L168 219L169 217H164V215ZM171 214H173L172 216L175 218V219H177V220H175L172 216H170ZM205 214V215H204ZM248 214V215H247ZM117 215V216H116ZM119 215V216H118ZM124 215V218L123 217H121V216H123ZM125 215H126V217H125ZM131 215V216H130ZM136 215H138L137 217H143V218H146V219H144L145 221H142L143 219L142 218H138L137 219V217H136ZM161 217H160V216ZM193 215V216H192ZM229 215H232V216H230L229 217ZM235 215V216H234ZM116 216V218L117 219H114L113 217H115ZM154 216V217H153ZM160 217V218H156V217ZM179 217V219L177 218V217ZM190 217V219L189 220H191L192 218H193V220L192 221H194V220H196V222H190V223H188L187 224V222H189L188 221V218ZM196 216V217H195ZM207 216V217H206ZM243 216V217H242ZM244 216H246V217H244ZM110 218V220H109V218ZM124 219V221H122V219ZM129 217H127V218H129ZM135 217H136V219H135ZM151 217H152V222H156L155 224L153 223H151V222H147V221H149V219L151 220ZM186 217H187V221L186 220H184V219H186ZM194 217L195 218H197V219H194ZM206 217V218H205ZM227 217H228V220H227ZM231 217H233L232 219H231ZM242 217V218H241ZM249 217V218H248ZM251 217V218H250ZM114 219V220H112V219ZM120 218V219H119ZM164 220H163V219ZM182 218H184L183 219V221H185V222H183L181 219ZM201 219L202 221H203V219L202 218H205V220H210V221H212V220H214V221H212L211 222V224H210V221L209 222H206V221H204V224H203V222H201V220H199V223H198V219ZM208 218V219H207ZM231 220H230V219ZM240 218V219H239ZM243 218H244V220H243ZM108 219V220H107ZM148 219V220H147ZM223 219H224V221H226V222H223ZM226 219V220H225ZM235 219H237V220H235ZM262 219V220H261ZM127 221V223L129 224H126V221ZM134 220L135 221H137V222H134ZM163 220V221H162ZM233 220V221H232ZM261 220V221H260ZM178 221L179 222H181L180 224H178L180 227L178 228V226H176V224L178 223ZM235 221H237L236 223H235ZM123 222H124V224H123ZM139 222V223H138ZM175 222H177V223H175ZM225 223V224H221V223ZM231 222V223H230ZM232 222H233V224H234V226H233V224H232ZM107 223V222H106ZM136 223H137V225H136ZM151 223V224H150ZM182 223H186L185 225L183 224L182 225ZM212 223H214V224H212ZM140 224V225H139ZM149 225V226H147V227H145L144 228V226L145 225ZM173 224H175L174 225V229L172 230V225ZM190 224V225H189ZM215 224H217L216 226L217 227H215ZM226 224H228L229 226H230V228H229V226H226ZM107 225H108V223H107ZM110 225V224H109ZM197 225H199L200 227H199V229L202 227V226H205L204 228H203V230L201 231V230H199L198 232H197V228L195 227V226H197ZM202 225V226H201ZM222 225H224V226H222ZM239 227H237V226ZM135 226V227H134ZM137 226V227H136ZM153 226H152V228H153ZM170 226H172V227H170ZM183 228H182V227ZM184 226H185V228H184ZM220 226H222L223 228H222V230L220 229ZM232 226V227H231ZM134 227V228H133ZM141 227H142V229H141ZM175 227H177V228H175ZM219 227V228H218ZM228 227V228H227ZM257 227L259 228L260 226H258L257 225ZM135 228H137L138 230L139 229H141V231H140V233H142L144 230H146V231H148L147 233H146V231H144L145 233H146V235H144L145 233H142V235H141V239H140V233H134V237H132V235H129V233L128 232H130L131 234H132V231H138L137 229H135ZM143 228H144V230H143ZM158 228V229H157ZM171 228V229H170ZM181 228V229H180ZM186 228H189L188 230H186ZM193 228H192V230H193ZM233 228H235V229H233ZM237 228H238V230H237ZM258 228H255V230H257ZM134 229V230H133ZM161 230V232H160V230ZM167 229H169V231L167 230ZM178 229V231H175L174 232V230H177ZM183 229V230H182ZM225 229V230H224ZM132 230V231H131ZM143 230V231H142ZM152 230V229H151ZM170 230H172V231H170ZM248 230L250 231V232H248ZM254 229H253V231H255ZM191 231V230H190ZM252 231V232H253ZM128 234H126V233ZM184 232H183V236H184ZM239 232H242V234H238ZM244 232V233H243ZM251 232V233H252ZM191 233H192V231H191ZM195 233L193 232V234L195 235ZM211 233V234H210ZM135 234H137V237L141 240V242H140V244L142 243V237L143 238H145V236H147V239L146 240H144L145 241V243H146V241L148 242V241H150V242H152V243H148V246H146L145 245V243L143 242L142 244H144V245H142V247L140 246L138 249L136 248V246L137 245H135V244H139V239L135 236ZM166 234V235H165ZM189 234V236L188 237H190L189 239H190V243H191V238L192 237H194L193 235H192V237H191V235H190V233L189 232H187V233H185V235L187 236ZM196 234V238H197V236L199 235L200 236V234H198L197 235ZM205 234V233H204ZM208 234H210V235H208ZM220 235V236H217V235ZM144 235V236H143ZM150 235V234H149ZM152 235V234H151ZM159 235V237H157V239L156 238H154V240L153 241H155V240H157V241H155L153 244H155L156 242L158 243V240L160 239V236ZM181 235V236H182ZM202 235V234H201ZM153 236V235H152ZM171 236V235H170ZM180 236V235H179ZM209 236H210V238H209ZM217 236V238H215ZM130 237V238H129ZM138 239V241H137V239ZM153 237H155V236H153ZM162 237H161V239H162ZM165 237V238H164ZM173 237V236H172ZM200 237H202V236H200ZM199 237V238H200ZM220 237H221V239H220ZM131 238H132V240H131ZM137 241V242H135V240ZM159 238V239H158ZM170 238V239H169ZM195 238V237H194ZM194 238H192V243L194 242ZM195 238V239H196ZM198 238V239H199ZM234 238V239H235ZM129 239V240H128ZM161 239L159 240V242L162 244L163 243V241H161ZM189 239L186 241V243H184V247H181V245L179 246V248L181 247L182 248V250H189V249H187V247H189V248H191V244L188 242L189 241ZM200 239H202V238H200ZM198 240L200 243H201V241L202 240ZM229 239H233V238H229ZM134 240V241H133ZM226 240H228V238L226 239ZM197 241V239H196V242L197 243H199ZM135 242V243H134ZM188 242V243H187ZM196 242H194V244L196 243ZM202 242H204V241H202ZM134 243V244H133ZM160 243H158V245L157 246H160ZM172 243L175 245H173L174 247V251L172 252L171 250L172 249H167V248H169V245L172 247ZM132 244V245H131ZM149 244H150V246H149ZM185 244H187V246H186V248H185ZM189 244V245H188ZM126 245V246H125ZM165 245H166V247H165ZM193 245V244H192ZM121 246H122V248H121ZM130 246V247H129ZM134 246H135V248H134ZM155 247H157L156 246V244L154 245ZM168 246V247H167ZM125 247H127V248H124ZM138 247V246H137ZM154 247V248H155ZM161 247V246H160ZM160 247H158V248H160ZM157 248V249H158ZM165 248L167 249V251H165ZM184 248V249H183ZM129 249H131V250H129ZM177 249V250H176ZM126 250H128L127 252H126ZM145 250V249H144ZM146 250H147V248H146ZM160 250H161V248H160ZM121 251V252H122ZM143 251V250H142ZM141 250H140V253H143ZM148 251V250H147ZM169 251H171V252H169ZM146 252V251H145ZM144 252V253H145ZM165 252H168V253H165ZM138 253H139V251H138ZM120 255V254H119ZM162 255V256H163ZM162 256H160L161 257V259L159 260V256H157V259L154 257V261H156V260H159V261H156V262H159L160 263V261H163L164 260V256L162 257ZM143 262V261H142ZM141 261L140 262H135L134 264H141L142 263ZM126 263H128V262H126ZM144 264H146V262H143ZM142 263V264H143ZM129 264V263H128ZM133 264V263H132Z\"/></svg>","mask_w":264,"mask_h":264}]
</instances>
